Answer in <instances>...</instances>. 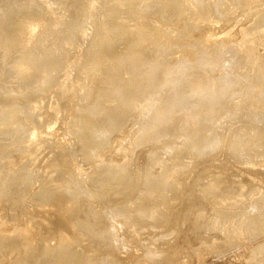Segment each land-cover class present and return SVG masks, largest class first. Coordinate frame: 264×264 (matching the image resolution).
Returning a JSON list of instances; mask_svg holds the SVG:
<instances>
[{
  "label": "rangeland",
  "instance_id": "obj_1",
  "mask_svg": "<svg viewBox=\"0 0 264 264\" xmlns=\"http://www.w3.org/2000/svg\"><path fill=\"white\" fill-rule=\"evenodd\" d=\"M8 1L9 0H4V2H2L3 4L0 1L1 9L3 7L2 10L3 11L6 10L5 11L6 17H10V18L21 17V12H18L15 8H13V6L11 4V2L14 0H10L11 1L10 3ZM22 1H25V2L36 1L39 3V5L41 4L40 6L43 8L38 7V4H37V6L36 5L35 6L43 11L42 12V18L43 19L45 18V20H46V21L45 20L43 21V19H40V21L38 20V22H39L38 23V22H36L37 20H34L32 18L31 22H33V23H30L29 21H27V23H29L27 25H31L32 27L31 26L29 27L27 25L25 26L26 28L29 29L28 32H25V35H26V33L33 34V32H35V30H36L37 34H38V32H40L39 34L41 35L40 30H42V28H44V26L43 27L41 26L42 22H45V23L49 22V21L52 22V20H53L52 24H54V23L55 24L51 25V27L53 26L52 28L49 26L50 27L49 30L52 29L51 30L52 35L50 37H48V35L47 36L44 35V32L46 31V28H47L46 26H48V24L50 25L51 24L50 22L47 23V25L45 24L46 25L44 28L45 31L42 30L43 33L41 35L42 38L47 37L43 41V45H44L43 46V48H44L43 53L45 50L46 54L51 55L50 59L47 60L48 61L47 63L44 62L42 66H39V67L32 69L29 72V74L26 75L25 77H23L21 79L16 78V80L14 81V79L12 77H10L11 73H13L14 70H11V68H8L9 66H7V68H6L5 67L6 65L3 64L4 60H1V59H5V60L7 59V58H2L4 56L6 57V53L2 52V54H0V65L3 64L0 66V111H1V114H0V193H1L0 194V230L3 231L4 235H6V237L10 236V238L8 239V241H6V243L0 245L1 246L0 247V264H29V263L30 264H34V263L35 264H55L53 262L55 261V262L59 263L58 260H60V259H62V260H60L59 264H68V263L69 264H75L76 262H79V261L80 262L78 264H99V263L103 264L104 263L103 260H109L108 254H110V255L112 254V256H111L112 258H113V256L125 258V259L121 260L122 261L121 264L122 263L123 264H126V263L127 264H133V262H134V264H136V263L149 264V262H151L150 264H157V263L160 264V261L163 260L162 257H165L166 255L168 257L167 253H169V252H167V250L169 251V249L172 250V251H170V252H172L171 256L169 258L165 257L168 260L166 259L167 261H165V258H164L165 263H164V261H161L162 262L161 264H183V263L184 264H264V251H262V249L264 248V217L261 216L264 214V213H262L263 208H264V196H263L264 195V193H263L264 192V157L246 155V158H243L241 156L243 149L244 148L246 149L247 147H248L246 149L247 152L252 150L251 153L248 152L250 154H253V152L257 153V154L264 153V141L261 140V139H263V136L261 138V133L263 132L262 135H264V87H263L264 86V67H263L264 60L258 62L256 64V66H253L254 71L256 70L255 72L252 71L253 68H250V66H243L242 62H240L239 67L237 68V70L234 69L233 70L234 73H233L230 69L231 67H228V66L233 65V66L237 67L239 63L237 61H234L233 58H235V60L242 61V60H239V59H242V57L237 52H236L237 54L235 53V49L233 50V48H235V47L233 45H231L232 48L230 46L226 48V46H228V44H224L226 46H222L223 45L222 42L224 41L223 43H225L226 39H228L227 41H231V42L237 40L239 38L238 33L240 32V30L246 28L247 34L249 33L248 37L249 38L251 37L250 38L251 40L248 39V41L249 40L253 41V42L256 41L255 42L256 44H254V43L251 44L252 49L250 51L252 53L251 52H249V53H251V55L253 54L254 56L255 55L259 56L260 54H262L261 53L262 51H260V50H263L262 48H264V47H260V46H262L264 43V40H263L264 39V33L263 32L261 33V31H259L260 27H258V25H259V23H262V21L264 20V12L261 10L260 12L257 13L258 16L257 15L255 16V14H253L252 11H250V13L252 12L251 14L248 13L249 8L246 7V6H248V4H247L248 0H242V1L237 0V2H245L246 1L245 4L243 3V6L247 4L245 7H243L241 5V3H237L235 0L234 1L232 0L233 1L232 6H234V10L233 9L230 10L232 7L231 6L232 3H230L231 0H226V1L225 0H219V1L216 0V3H218V4H216L214 2V0H211L210 4L208 3L209 0H205V2H204V0H202V1L200 0L201 1L200 4L197 5L198 10H199V6H201L200 7L201 11L200 10L199 11L202 14L201 13L200 14L204 15V16L206 15V16H205L204 20H203L204 17L200 16L203 21L201 19H199L200 17L198 18L199 21L197 20L198 22H203L204 24L196 22L195 23L196 25H195V24H193L190 17H186V16L176 18V19H172L171 21L168 20V22H167L166 19H164L160 13H161V9H163V7L167 6V4L169 3L168 0H162L164 2L161 4V8L159 10L156 7V6H159L158 5L159 1L154 0V1H156V2H154L153 0H141L140 6H141L142 12L139 15H142V16H140L142 19H140V17L139 18L135 17V19L134 18L131 19V15H133L131 12L133 10H131V11L125 10V12L127 11L126 14L131 13V15H127V17H125V15H126L125 13H121V11L124 12V10L116 11L115 13L118 12L120 14H115L112 11V9L110 8L111 11L108 12V10H109L108 0H107L108 4H106L107 2L105 0H100V1L97 0L99 2H97L96 0H93L94 5L96 7L101 6V5H97V4L101 3L102 1L104 2V3L102 2L103 4L101 6L102 7L101 9H103V11H105V13L104 12L101 13L102 10L100 11L98 9L100 7L95 8V6H93L90 13L89 12H86V13L83 12L84 13L83 16L81 14H79V17L81 15V17H80L81 20H79L80 18L78 17V14H76L77 16L71 15V17H70L69 13L72 10V8L76 9V7H79V5L81 4L80 0H67V1L66 0L65 1L64 0L63 1L62 0L61 1L60 0H22ZM189 1H193V0H189ZM196 1L197 0H195V2ZM212 1L214 2V5L212 4ZM223 1H224V3H223ZM252 1H254L255 3L258 1L259 3L257 5L261 4V6L263 5L262 6L263 8L259 7V6L258 7L264 9V0H252ZM197 2H199V0ZM197 2H196V4H198ZM225 2H228V4L230 3L228 5V8L230 6L229 10L231 12L226 10L227 9V5H226L227 3H225ZM234 2H235V4L236 3L237 4L234 5ZM5 3L7 5H5ZM201 3L206 4L205 6L203 5L205 7V10L204 9L202 10V8H204V7H202ZM56 4H58V5H56ZM184 4H185V2L181 1V0L178 2L171 3V5H170L171 8L168 10V13L169 12L173 13V10L181 8V7L185 8ZM207 4H209V6H207ZM219 4H221V5L224 4L226 9H225L224 5L219 6ZM3 5H5V6H3ZM110 5H112V4L110 3ZM212 5L215 7L211 8ZM237 5H241V8H239L240 6H237ZM10 7H11V9H10ZM84 7H82L81 9L83 10ZM148 7H150V8H148ZM216 7L219 8V10L221 11V14H219L220 11L218 12V10H217L218 8L216 9ZM220 7H222V8L224 7L223 9L226 10L229 14H227V12L224 11L223 9H220ZM236 7H237V9H236ZM4 8H6V9H4ZM8 8L10 10L7 11ZM207 8L213 9V11L212 10L209 11ZM245 8H247V9H245ZM252 8H255V7H252ZM97 9H98L97 12H100L99 16H104L105 14H107L106 16H108L109 13L112 12L110 14L111 19H109V22L106 23L104 21L105 17H101L103 19L102 22H101V18H100V20H97L94 22L92 21L89 25L90 28L86 26L85 28H81L82 29L81 31L79 30L78 32H76L75 26L77 27L79 25V23H81V21H82V23H81L82 25L81 24L80 25L83 26V24H86V21H87L86 20L84 22L83 19H85V18L88 19V17H89V19L91 20L93 15H95V16H96V14L98 15L97 12L95 13V11ZM195 9L198 12L196 5H195ZM11 10H13V12L15 11L14 12L15 15H16V13H17V15L18 14H20V15L15 16ZM136 10H135V12H136ZM250 10H252V9H250ZM63 11H65V12H63ZM137 11L139 12L140 9L138 8ZM202 11H204V12L207 11V12L205 14ZM222 11H224L223 15H222ZM232 11H234V12H232ZM8 12H11L12 15ZM93 12L95 14H93ZM212 13H215V14H212ZM7 14H10V15L7 16ZM85 14H87V17ZM101 14H103V15H101ZM123 14H124V16H123ZM208 14H210V16H213V17H210V19H209ZM226 14L229 16H226ZM215 16H217V17H215ZM132 17H134V16H132ZM71 18H72V22L70 21ZM126 18H128V19H126ZM225 18H227V19H225ZM60 19H61V21L66 22V23H64V25H66L67 27L58 23V21H60ZM151 19H153V24L151 23L152 22ZM211 19H213V20H211ZM148 20H150L151 22H147ZM184 20L188 21V25H186L182 22ZM214 20L216 21V23L206 24V23H208V21L210 22V21H214ZM118 21H119V24H121L120 25L121 27H123V28L125 27L124 30H121V29H123V28H121L120 30L118 29L119 32L117 31V33L115 31H111L112 33L111 32L108 33V29L110 28V25L109 26H107V25L111 24L112 22L118 23ZM142 21H143V23H142ZM254 21L257 23H255ZM34 22H36L38 24H35ZM252 22L254 23V25ZM40 23H41V25H40ZM68 23H69V25H71V27L68 25ZM123 23H124V25H123ZM144 23H146V24H144ZM149 23L151 26L149 25ZM181 23H183L184 27H182ZM197 23L201 24V25H198ZM76 24H78V25H76ZM147 24L150 27H152L151 29L153 31V32H151V29H150L151 35L149 37H153V38L148 39L149 40L148 42L145 41V40H147V39H145V37L146 36L148 37V35L145 36L144 35L145 32L143 30L144 27L147 26ZM189 24H190V26L192 24L193 25L191 27H189ZM255 24H257V25L255 26ZM34 25H35V29H34ZM38 25H39V27L41 26L40 29L38 28ZM43 25H44V23H43ZM58 25L61 27H59ZM102 25H103V28L105 26L103 31H102ZM72 26L74 29L72 28ZM254 26L257 27V30L259 29L258 33L261 34L260 36H258V33H257V31H255L256 28ZM186 27H188V28H186ZM86 28L89 31L86 30L87 31L86 32L85 31ZM185 28H186V31H185ZM251 28H253L254 30ZM38 29H39V31H38ZM90 29H92V30H90ZM251 30L255 33H252ZM82 31H85L86 35L88 37L86 35L84 36V33H83V36L80 35V33L82 34ZM221 31H223V32H221ZM73 32L74 33L76 32L77 34L76 33L73 34ZM114 32L116 35L112 36V34H114ZM142 32H144L143 35L141 34ZM71 33H72V35H71ZM130 33H132L133 35ZM152 34H153V36H152ZM252 34H257V35L253 36ZM68 35H70V37ZM162 35H163V37H162ZM207 36H208V38H207ZM24 37H27V38H29V40L32 41V39H31L32 35L23 36L24 40L22 39L20 41V45L24 41L21 48L22 49L25 48L24 50L27 51L26 50V47H27L28 52H29L30 47H28V46H31L32 42L30 41L31 42L30 43L28 40H26L27 38L25 39ZM82 37H85L84 38L85 40ZM257 37L259 38L258 41H257V39H258ZM126 38H128V39H126ZM252 39H256V40H252ZM82 40H83V42H82ZM260 40H261V42H260ZM146 42H147V44H146ZM208 42H209V44H207ZM258 42H260V44H262V45L257 46V44H259ZM28 43H30V45ZM82 43H83V45H82ZM142 44H144V46ZM175 45H177V46H175ZM178 45L181 46L182 48L178 47ZM209 45H211V46H209ZM253 45H255V47L257 48L255 51H254L255 47ZM64 46L67 47L68 49L65 50ZM92 46H94V47H92ZM122 46L123 47L126 46V47L121 48ZM133 46H134V48H133ZM174 46H175V49H174ZM221 46L223 49L220 48ZM99 47H100V49H99ZM59 48H60V50H59ZM118 48H120V49H118ZM127 48H129V49H127ZM139 48L142 49V53H141V49H139ZM176 48H179V49L176 50ZM62 49H64V50H62ZM138 49L140 51H138ZM220 49L222 50L221 54L219 52ZM231 49H232V51H231ZM24 50L23 51L21 50L22 53H24ZM172 50H175V53ZM65 51L67 52V56L65 55L66 54ZM103 51H105V52L103 53ZM154 51H155V53H154ZM224 51H227L226 52L227 54L224 53L226 56L223 54L226 59L222 55V53ZM15 52L17 53V54L15 53V56H17L18 54H21V52L20 53H18L17 51H15ZM52 52H53V54H52ZM170 52H171V54H170ZM229 52H230V54H229ZM232 53L236 57L232 56L231 55ZM11 54H13V55H11ZM11 54L9 55V58L7 60H9L11 58V56H12L11 59H13L15 57L14 52H12ZM100 54L101 55L105 54V55L101 56ZM149 54L151 55V58H150ZM217 54H218V56H216ZM63 55H64V58H66L65 60L63 58ZM85 55H86V57H85ZM91 55H93V56H91ZM146 55H148V56H146ZM213 55H215V56H213ZM220 55H221V57L222 56L223 57L221 58ZM237 55H239L241 58L238 57L239 58L238 59ZM260 56H261V58L264 59L263 55H260ZM17 57H15L14 59H16ZM79 57H80L81 62H79ZM121 57H123L124 59L123 58L121 59ZM210 57H212L213 61H215V60L216 61L213 62L211 60L212 63H210V65H209V62L211 59ZM229 57H230V60H228ZM117 58H120L119 62H118ZM148 58H150V59H148ZM152 58L154 59V61H152L153 60ZM218 58H219V60H218ZM67 59H69L71 62L68 60L69 62L67 63V61H66ZM60 60H62V61H60ZM63 60H64V62L66 61V63L69 65L68 67H69L70 71L66 67L67 64L65 63V65H64ZM101 60L103 62H101ZM109 60H110V62H109ZM147 60H150L149 65H146V63H148ZM172 60L174 62L178 63V64L176 63V65H178V67L175 65V63H173V65H175V67H173V69L171 68V70H173L171 73L175 79H173L171 81L170 88L168 87L166 89L168 90V89H172V87L174 88V89H172L173 92L172 91L170 92V95L174 94V97L172 95L173 100L178 99L179 101L177 103H181L182 106L184 103H185L184 106H186V102H183L184 100L179 99L181 92H178V91H179V89L181 91L183 80L185 78H188V79L190 78L191 82H194L195 80H197V82H201L198 80H203V79L198 78V77H200V76H203V78L205 77L203 73L199 72V70H202L203 66L207 67V65H209L208 67H210V66L212 67V65H214V67H215V65H216V67H217V68L215 67L217 69V70L215 69L216 71L222 70V73L219 72V74H218V72L216 73V71H214V69L212 70V68H214V67H212V68L210 67V70H212L211 72H213V73L215 72L216 76L218 74L219 78L221 77L219 79L217 76L216 77V78H218L216 80L217 82L214 81V82L218 83L221 80L218 83L220 86H222V84L225 85L224 84L225 82L229 83L227 80L229 75H231L229 77V79H231L232 75L236 74L237 71H239V73L242 74V75L241 74L238 75L239 73L237 72L236 75L238 77L240 76V78L243 77L242 79H243L245 85L242 84L243 83L241 81L242 79L238 78L237 76H236L237 79H235V75H233L234 79L230 80V85H231L230 87L234 86V88H232V89L235 91H233L228 86L229 84L227 85L228 87L225 85L226 89L229 88L231 90L230 91L231 92L230 98L228 97L229 100L227 99L228 102L226 101V99H224V101L223 100L220 101V99H218V98H211L212 100L210 101V103H212L214 101H215V103H213L214 105L213 104L211 105L209 103L208 106H210V109L213 108V110H214V106L216 107L219 104L218 105L219 107L218 108L216 107L214 112L217 111L216 114H218V113L219 114L221 113L222 115L224 114V116H222L220 114L221 118L223 117L222 119H220L221 122L218 119V121H215V124L212 125L214 123V122H212V119L208 118L206 121V118L204 117L203 118L204 121H202V119L199 120L202 116V113H199V112H201V110H204V108L202 107V105H201V107L200 106L198 107L197 106L198 102L194 101V104L196 103V107H198V108H194L195 107L194 106L192 111H191L192 113L191 112L190 113L193 117H194L195 113H197V112L200 114V116L198 114L195 115V117H194L195 120H194V118L192 120L191 115H190L191 116L190 119H188V117H187L188 111L187 112L185 111V113H187V114H185L183 112L184 109L183 110L181 109V111L183 113L181 111H180L181 114H180V112H178L179 114H177L176 118L173 117L174 119L171 122H169V125L166 127V130H165L167 132V133L165 132V136L163 135L160 138L150 140L149 143H147V144H143V145L138 146L136 148H132V146H131L132 140H134V138L140 136V134L142 133L141 131H143L145 126H147V124H148L145 121H149V118L154 117L160 110H161L160 112H163V113H164V111H165V113H170L171 112V111H169L171 108L170 105L167 104V108L165 107L166 109H169L168 110L169 112H167V110L165 108L160 109L158 107L159 104L156 105V102H158V103L161 102L160 100L158 101V99H156L157 101L154 100L155 102L151 101L153 104L150 102V105L148 104L149 103L148 102L147 104L149 105V107L146 104L147 106L145 105V108L144 107H143V109L141 108L143 113H146L148 111V114L146 113L144 115H141L140 114L141 111H139V110H141V109H139L140 107L137 108L135 110L137 113H135V111H134V116H132L131 119L129 120V122L127 123V125L123 129H121V130L119 129L120 130L119 131V130L115 129L116 127H114V130H113L112 124H111L112 129L109 128V126H111V125H110V121H108V118L105 115V112H106L105 102L107 103V101L104 102L105 97H106V100L107 99L115 100V98H117L118 100L120 99V95H118L116 93L117 90H115L117 83H118V86L122 85L124 87L125 82H126V86L128 85L127 82L129 83V85H130V83L133 82L134 85L131 84L130 86H133L135 91H137L138 88L140 89L144 85V81L147 78V75L150 74V72H152L151 70L155 66V64H157L158 67H169L170 65H172L171 64ZM223 60H224V62H222ZM227 60H228L229 64H224V63H227ZM56 61L59 62L58 65L61 62H63V66H65L64 71H66V70H68V71L61 72L63 69L56 70L55 68L53 70V67H52V69H50L51 65H54L57 63ZM114 61L116 64L114 63ZM206 61H208V62H206ZM218 61H220V62H218ZM230 61H232V62H230ZM233 61L235 62V64ZM216 63L217 64L220 63L219 67ZM231 63H232V65H231ZM130 64H132V65H130ZM141 64H143V66ZM87 66H88V68H87ZM128 66H130V67H128ZM139 66H140V68H139ZM179 66L181 68H179ZM222 66H224V67L227 66L228 68L227 67L224 68ZM233 66H232V68H235ZM40 67L43 69H41ZM110 67H112V68H110ZM142 67H144V68H142ZM208 67L203 68V70L204 69L209 70ZM248 67L250 69H252V70H250L251 72H249V73H248V71H249ZM255 67H256V69H255ZM258 67H260V69ZM262 67H263V69H262ZM130 68H132L133 70ZM134 68H135V70H134ZM136 68L137 69L139 68L138 70L140 71V74L138 76H136V74H134V71H135V73H137ZM174 68L177 70H175ZM222 68H224V69H222ZM243 68H244V71H243ZM35 69H37V70H35ZM239 69H242L241 70L242 72H240ZM258 69H259V71H258ZM227 70H229V72L230 73L232 72L233 74H229V72ZM179 71H180V73H179ZM260 71L262 73H260ZM129 72H132V74L131 73L129 74ZM186 72L187 73L189 72L188 73L189 75ZM224 72H225V74H223ZM245 72H247V73H245ZM253 72L255 74H257V73L258 74L255 75ZM243 73L246 76L247 75L248 76L246 77L245 75H243ZM133 74L135 77H133ZM178 74H179V76H177ZM182 74H184V77L181 76ZM220 74H221V76H220ZM227 74H228V76H227ZM80 75H82V76H80ZM187 75H188V77H187ZM224 75H225V77H224ZM45 76H47V77H45ZM42 77H44V78H42ZM66 77L68 78V81H69L68 85H71L70 83H74V85L72 84L70 86L71 90H69V92H67L64 95H62V94L60 95V91L62 90V85L65 84V82L67 83V81L64 80V79H66ZM179 77H181L182 79ZM9 78L10 79L12 78L11 80L13 81V83H11L12 81L10 82ZM113 80H114V83L112 82ZM131 80H133V81H131ZM222 80H225V81L223 82ZM233 80H235L234 83H233ZM236 80L238 81V83H235ZM245 80H247V81H245ZM61 82H62V84H61ZM221 82H222V84H221ZM3 83H6V84H3ZM59 84H61V86ZM79 84H80V86H78ZM177 84H178V86H177ZM1 85H3L2 88H1ZM4 85L8 89V91L4 87ZM129 85L127 86L128 91L130 88L132 90V91L130 90V92L135 93L133 88L130 87ZM239 85L240 86L244 85V86H242L243 88H241L242 90L240 89ZM176 86H177V88L178 87H180V88L176 89ZM235 86H236V88H235ZM237 86H238V90H237ZM245 86H247V87L245 88ZM57 87H59V88H57ZM64 87H66V86H64ZM80 87L82 89H78ZM127 87H124V88L127 90ZM222 87H224V86H222ZM3 88H5L6 91L3 92L2 91ZM74 88H76V89H74ZM5 89H3V90H5ZM239 89L243 92V94H242V92L240 91V94L243 95V98H242V95L239 96L240 99H242V100H239L238 103H236L235 101H237V99H235V98L236 97L238 98L237 95H239L238 94ZM246 89H248L247 92L243 91ZM176 90H178V91H176ZM114 91H116V92H114ZM169 91L170 90H168V92ZM18 92H20V93H18ZM92 92L94 95L92 94ZM232 93H233V97L236 95L235 98L231 97ZM244 93H246V94H244ZM21 95H23V96H21ZM110 95H111V97H110ZM245 95H248V97ZM100 96H102L103 98H99ZM113 97H114V99H113ZM176 97H178V98H176ZM203 97H204V95H203ZM244 97H246V98H244ZM231 98H232V100H231ZM233 100H234L235 104H238V105L235 106L234 104H232ZM99 101H101V102L103 101V102L101 103ZM197 101H198V99H197ZM229 101L231 102L232 106L234 105V107L230 108L231 104ZM28 102H29V104H28ZM222 102H223V105H221ZM239 102L243 105L239 104ZM104 104H105V108L102 109ZM228 104H229V106H228ZM220 105H221V107L224 106V108H226L224 110H221L224 113L219 112L220 111ZM150 106H152V107L150 108ZM155 106H157V107L154 108ZM242 106L245 109H243ZM228 107H229V109H228ZM239 107H241L242 109ZM157 108H159V109H157ZM233 108H235V109L237 108V110H235ZM144 109H146V111ZM149 109H151V110L149 111ZM194 109L195 110L197 109L195 113L193 112ZM230 109L235 110V112L233 110H230ZM239 109L242 111L240 112ZM25 110L27 111V114L25 113V115H24V112H26ZM102 110H105V111H102ZM10 111H12L13 113L11 112L12 113L11 114ZM28 111H29V114L32 117V119H30V117L28 115ZM172 112H171V114H173ZM210 112H213V111L209 110V112L205 113V115L208 116V114ZM233 112H234V114H233ZM236 112H237V114H236ZM88 113H89V115H88ZM102 113H104V114H102ZM231 113L233 114V118H232ZM243 113H244V115H243ZM94 114H96V115H94ZM174 114L176 115V113H174ZM26 115H28V116H26ZM147 115H148V117H146ZM181 115L183 116V118ZM205 115H203V116H205ZM23 116H26V117L23 118ZM225 116H227L231 120L228 121V119H226L227 117H225ZM27 117H29V119L32 120V122L30 124L28 123L30 121H28L29 119ZM144 118H147V119L145 120ZM23 119H25V120H23ZM75 119H76V121H75ZM181 119H182V121L184 119L186 120V123L184 122L185 120L183 121V123H185V124L188 123L187 127H185L186 125H184L185 129L186 128L189 129L188 131L186 129L187 134H188V132H191L192 130H194V132H192V133H196V135L199 136L200 133H201V135H203L202 133L206 130V134H207L206 136L207 137L204 136V137H206V141H203L205 138L202 137L200 141L196 140L194 142H196L197 144H200V142L202 141V144H200V145H203L204 147L206 146L204 149H207V150L210 149V148H207V146L208 145H209L208 147H210V145L212 146L213 143H215V141H216L217 145L219 144V146L214 151L211 150V153H207L205 155L202 154L203 156H201V152H199L200 157H199L198 153L195 154V156H193L194 153H192V152H188L185 155L182 152L177 158H175L176 161H178V160H180V162L182 161L181 163L185 167L187 165V167L185 169H182L183 172L181 171V174L179 175L180 179H181V187L182 188L179 187L180 190L177 189L179 191V193H177V190H176L175 194H173V197L178 196L177 197L178 200L176 198H173V197L172 198L170 197L169 200L167 197H165L168 201H166L165 198H162V197L160 198L161 201L158 202V205L160 206V208H161L162 204L165 205V207L164 206H162V207H163V209L164 208H166V210L168 209V212H167V213H169L168 218L166 217L167 216L166 215L167 213H165L166 210L164 212L165 214H163L164 210L161 211L162 209L160 210V208L158 206H156V209L158 207V209L161 211L158 215L157 213L159 212V210L157 209L158 210V212H157V210L154 209L155 205L150 206L151 207L150 213H152V211H153L152 208H153L154 209L153 213L157 214V218L155 221H157V219L159 220V218H163L164 216H165V218H167V220H169V222L166 221V219H164V218L159 220L160 222L162 221L161 223L158 222V223H160V225L163 223L164 220L166 222H168V223H166L164 221L165 223H163V228H162L161 226H159V224L157 222L150 220V219H147V217L142 218L140 216V214L137 215L135 213L136 212L135 211L136 205L132 202H134L135 199H137L139 196H141L142 192L143 193L145 192V187H144L145 175L150 179L155 175V172L153 170L148 173V170H147V168H148L147 167L148 157L151 154H154L157 151H160L161 149L163 151V157H166L164 154L166 152V149H168L167 154L170 153L172 155L175 152V149L177 146L178 147L176 150H178L182 146L181 145L179 147V145L182 144L181 141L184 142V139L186 138L187 134L183 135L184 138L182 137V132L185 129L183 128L184 129L183 130L182 128H180V126H178L179 124L181 125V123H182ZM197 119L199 120L198 124H197V122H198ZM224 119H225V121H224ZM226 120L229 124H227ZM72 121L76 122V123L73 124ZM106 121H107V124H105ZM193 121H196V124ZM222 121H224V122H222ZM137 122H138V124H137ZM202 122H204V123H202ZM209 122L212 123L211 126H210ZM217 122L218 123L220 122L224 127L222 125H220V123L218 124ZM193 123L195 124V126L197 125L196 126L197 128L195 126H193L194 125ZM206 123L208 124L209 128H207ZM189 124L192 128L189 126ZM224 124H226L227 126ZM142 125H144V126H142ZM215 125H217L219 127L221 126V128L223 127L222 129H225V131H222V129H220L217 126H216L217 127L216 128ZM228 126L229 127L231 126L229 130H227L229 128ZM138 127L141 128L140 131H139L140 128H138ZM193 127H195V129H193ZM203 127L207 128V129L204 128V130H203ZM20 128H22L24 130H21V132L22 131L23 132L21 134L19 133L21 136L18 137L17 134L13 133V131L20 130ZM26 129H27V131H25ZM84 129H86V130L84 131ZM88 129H90L92 131L97 130L96 132H98L99 130L104 131V130L108 129V132L114 131V133H115V134L113 133V135L111 136L110 135L111 132H110L109 133L110 137L107 139V140H109V143L107 144L106 143L107 141H105L102 145V147H103L102 149L101 148L96 149V150H98L96 157H95V155L93 156V154H92V153L96 154V150H95V152H92V150H88V147H87V145L92 146L90 141L87 142L89 140V138H87L85 135L89 132ZM181 129H182V132L179 133L180 135L177 134V131L178 130L181 131ZM198 129H199V131H198ZM217 129H220L222 133L220 132V130L216 131ZM202 130H203V132H201ZM82 131H83V133H82ZM115 131H118V132H115ZM239 131L243 135V136H241L242 137L241 139L243 141L236 145L237 151L233 152L231 150V147H229V144H231V142L233 141V139H234L233 136H235V134L240 133ZM185 132H183V133H185ZM236 132H238V133H236ZM204 134H205V132H204ZM79 135H80V137H79ZM216 135H219V136H216ZM220 135L222 136V139H221ZM252 135H253V137H252ZM175 136H177V138L179 137V139H177ZM180 136H181V141H180ZM215 136H216V139H218V141H220V140L221 141L218 142L217 140H215L214 139ZM213 139H214V141H213ZM256 139H257V141L260 142L259 144H257L258 142H256ZM253 141H255V142L253 143ZM261 141L263 143L262 145H261ZM185 142H186L185 144H186L187 148H189L191 146V144L193 143V141H191V142L185 141ZM83 143H85V144H83ZM105 143L107 145H104ZM177 143H180V144L173 147ZM83 145L84 146L86 145L85 147H87V149L82 148ZM254 145L256 148L254 147ZM242 146H244V148ZM93 147L94 146H92L91 148H93ZM253 147H254V149H253ZM171 148H174V150ZM172 150H173V152H171ZM184 150H186V149H184ZM88 151H89V154H92L90 156L94 159L89 157V154L87 155ZM256 151H258V152H256ZM170 154L168 155L167 159L165 158L167 161H168L169 157H171ZM85 155H86V158L88 160L87 159L85 160ZM184 156H186V157H184ZM188 156H190V157L188 158ZM178 158H180V159H178ZM165 159L164 158L162 159V160H164L163 162H167ZM175 159H173V162H175ZM183 160H185V161H183ZM187 160H191V161H187ZM126 161L128 164V166H126L127 168L125 167L126 168V171H125L126 177L123 175H119L118 178H120V180L118 178H117L118 179L117 180L116 178H112L110 174L105 173L107 170V166H105L103 164H107L108 166L109 165L114 166V165H117V164H120V163L126 162ZM170 161H171V159H170ZM258 162H260V164L262 163V165H260ZM190 163H191V165H190ZM250 163H251V168H249ZM159 164H162V161H160ZM179 164L180 163H178V165ZM182 165L180 167H183ZM188 165H189V167H188ZM246 165H248L249 167H247ZM158 166H156V167L158 168ZM255 166H256V169H255ZM247 168H249V169H247ZM18 174H20V175H18ZM25 174L27 175V177ZM21 176H22V178H20ZM120 176L121 177L123 176V177L121 178ZM110 177L112 180H114V179H116V180L112 181L110 179ZM126 178H127V180H126ZM8 180H9V182H8ZM16 180H18L20 182H18ZM104 180L107 182H104ZM110 181H112V183ZM128 181H130V182L128 183ZM214 181H215V183H214ZM161 182H163V181H161ZM210 182L213 183L215 187L213 189L210 188L212 190H210L209 188H208V190H205L204 188L207 189V187H211ZM17 183H18V185H17ZM108 183L110 184L109 186H107ZM123 183H125V184H123ZM208 184H210V185H208ZM256 184H257V186H256ZM154 186L155 187L153 188L152 192L160 193L162 191L160 188H158V186H156L155 183H154ZM205 186H207V187H205ZM227 186L232 188L235 191L226 189V188H228ZM248 186L249 187L251 186L250 189ZM54 188H55V190H54ZM202 188H203V191L199 190ZM246 188H248L249 190H247ZM253 189H254V192H253ZM256 192H257V194H256ZM247 196H248V198H247ZM251 196H252V198H251ZM244 197H246V198L244 199ZM258 197L259 198L261 197V198L259 199ZM162 199H164L165 202ZM255 199L257 202L255 201ZM257 199L259 200V202ZM170 200L172 202H169ZM175 200H177V201H175ZM180 200H183L182 201L183 204ZM214 200H216V201L214 202ZM229 201H233V203L235 202L234 205H236V207L235 208L232 207V209H231V207L229 206L230 207V210H229V208H227L228 207L227 204H229L228 203ZM168 202L172 203V204L169 205ZM179 202H181V203H179ZM126 203H129V204H126ZM130 203H132V205L133 206L135 205V206L133 207L132 205H130ZM140 203H142L141 205L143 206V205L147 204L148 202L142 201ZM160 203H161V205H160ZM258 203L263 206V208L261 207L262 209L260 208V206L256 205ZM220 204H223V205H220ZM218 205H219V207H218ZM224 205L227 207H224ZM239 205H242V206H239ZM126 206H127V208L125 209ZM130 206H132L131 207L132 209L130 208ZM186 206L189 210L186 209ZM117 207H119V208H117ZM182 207L184 210L182 209ZM214 208H217V209H214ZM240 208H242L244 211V212L243 211L242 212L248 216L247 217L246 215H244L246 217V219L243 220L242 222H241L240 218L235 216V215H237L236 213L239 214ZM259 208H260V210H259ZM247 209H249V210H247ZM125 210H127V212H125ZM111 211H112V214L110 213ZM113 211H115L116 215L113 214L114 213ZM170 211H172V213ZM183 211H185L184 214H183ZM233 211L235 212L234 213L235 215L232 213ZM107 212H108V214H107ZM125 213L127 216L124 215ZM128 213H130L131 216L130 215L128 216ZM224 213H226V214H224ZM105 214H107V215H105ZM118 214H120V215H118ZM122 215H124V216H122ZM205 215L207 218L205 217ZM212 215L214 218L212 217ZM252 215H254V216H252ZM255 215H256V217H255ZM108 216H109V218H108ZM160 216H162V217H160ZM169 216L172 217V218L170 217L171 220L169 219ZM118 217L119 218L122 217V218L119 219ZM77 218H79V219H77ZM99 218H101V220ZM124 218H127V219L123 220ZM178 218H179V220H177ZM210 218L212 221L211 224H215L216 222H213V221L215 220V218L216 219L218 218L217 220H219V222L217 221V224H215V225H218V224H221V225H234L235 224L236 225V223H237V225L239 224L240 227H242V228H240L239 231L235 233L234 232L235 230L229 226L222 227V228H224L222 231L227 232L228 230H230V231H232V233H234V235L232 237L230 236L227 239H224L222 231L221 232L217 231V230L216 231L215 230L210 231L211 227L209 228V231H202V230L200 231V229L199 230L197 229L198 230L197 232H195L196 231L195 230V231H193L194 234L191 233L192 225H197V224L203 225L205 223V221H207V219H210ZM222 218H225V220L224 219L222 220ZM247 218H250V219H247ZM253 218H254V221H253L254 223L251 221V220H253ZM257 219H258V221H257ZM102 221L105 223L103 224ZM170 221L172 224L170 223ZM178 221L179 222L181 221L180 225H183L182 226V233L179 236H178V232H177L178 231L177 225H179V223H177ZM208 221H207V223L209 224L210 220H208ZM107 223H108V225H107ZM116 223H118V224H116ZM102 224L106 225V227L102 226ZM3 225H5L7 228H5ZM112 225H114V227ZM118 225H120V226H118ZM127 225H128V227H127ZM140 225H143L144 229L141 228L142 226L140 227ZM151 225H154V226L152 227ZM167 225H169V226H167ZM130 226H132L134 229L132 227L131 228L137 232L136 233L133 232V230L130 229ZM146 226H147V228L145 229ZM173 226H175V227H173ZM89 227H91L92 230H89L90 229ZM102 227H103V230H102ZM125 227H126V229H125ZM167 227H169V228H167ZM106 228L110 232H112L114 229H115V231H113L112 233L109 232L110 235L106 236V234H108L107 233L108 231L106 230ZM28 229H29V231H28ZM94 229H99L98 230L99 233L102 230L100 235L98 234L100 239L97 237V233H98L97 230H94ZM165 229H166V231H165ZM167 229H168V231H167ZM170 229H171V231H170ZM172 229H174L175 231H173ZM23 230L26 231L25 236H21L19 233ZM163 231H165V232H163ZM172 231L174 232V235H173V233H170ZM88 232H90V233H88ZM6 233H8V234H6ZM103 233H106V234H103ZM90 234L94 235V237ZM163 234H165V235H163ZM168 234H172L173 236L170 235V238H169ZM161 235L165 236V237H162V238H164L163 239L164 241L166 240L165 243L162 240ZM95 236H96V239H95ZM107 237H110V238H107ZM102 238H103V242L101 243ZM112 238H113V240H112ZM104 239H105V241H104ZM157 239H158V241H156ZM160 239L162 241H159ZM167 239H169L170 241H167ZM99 240H100V243H98ZM174 240H176V241H174ZM112 241H114V242H112ZM119 241H122V243L121 242L119 243ZM240 241H241V243H240ZM259 241H260V243H259ZM22 242H24L25 244ZM159 242H160V244H159ZM171 242H174V243H171ZM166 243H168V244H166ZM59 244H61V245L65 244L64 247L66 245H69L71 247L70 249H72V251L70 250L71 253L67 252V254L71 255L72 252H74L73 254H76V256L74 255L75 258L73 256V254L71 255L72 257L71 256L67 257V255H65V257H63L61 255L59 256L58 254H60V252H57V251H60L58 248ZM105 244H107L109 246H106ZM157 244H159V245H157ZM122 245H123V248H122ZM124 246H126V247L124 248ZM163 246H164V248H163ZM139 247L142 248L143 250L140 249ZM1 248H3V249H1ZM50 250H52V251H50ZM53 250H54V252H53ZM64 250H66V249L64 248ZM109 252H111V253H109ZM164 252H166L165 253L166 255L164 254ZM147 253H148V255H147ZM151 253H153V254L155 253L156 255L159 253L161 256L159 254H158L159 256L158 255L156 256V255H153ZM43 254H44V256H43ZM106 254L108 255V259L106 257L107 256ZM149 254H151L152 256H156L155 257L156 260L159 258L160 261L156 262V260H154L152 258V256H150ZM104 255H106V256L104 257ZM58 256L60 257V259L58 258ZM139 256H140V258H138ZM149 256L152 259L148 260ZM102 257H103V259H101ZM141 257H144V258L146 257V259L144 260V258H141ZM63 258H64V260H63ZM66 258H68L69 262L67 261ZM72 258H74V259H72ZM104 258H106V259H104ZM135 258H136V261L134 260ZM137 258L139 260H141L142 262L141 261L137 262ZM101 260L103 262H101ZM110 260L111 261H107L108 263L105 261V264H112V263L114 264V260H113V262H112V259H110ZM65 261H67L68 263H65ZM144 261H147V263H145ZM58 263H56V264H58Z\"/></svg>",
  "mask_w": 264,
  "mask_h": 264
},
{
  "label": "bare ground",
  "instance_id": "obj_2",
  "mask_svg": "<svg viewBox=\"0 0 264 264\" xmlns=\"http://www.w3.org/2000/svg\"><path fill=\"white\" fill-rule=\"evenodd\" d=\"M1 1V3L2 2H4V0L2 1V0H0ZM61 1V0H60ZM63 1V0H62ZM65 1V0H64ZM67 1V0H66ZM81 1V4L79 5V7H76V9H74V8H72V10L70 11V17H71V15H76V14H78V17H79V14H81L82 16L84 15V13L83 12H89L90 13V11H91V9L93 8V6H95L94 5V2H93V0H80ZM97 1V0H96ZM100 1V0H99ZM99 1H97V2H99ZM106 2H107V0H105ZM154 1V0H153ZM157 1H159L158 2V5L159 6H156L157 7V9L159 10L160 8H161V4L164 2V1H162V0H157ZM178 1H180V0H168V4H167V6H164L163 7V9H161V15L163 16V18L164 19H166V21L168 22V20L169 21H171L172 19H176V18H180V17H183V16H186V17H190V19L192 20V22H193V24H195L196 22H198L199 20H198V18L200 17V16H202V17H204L203 18V20L205 19V16L204 15H201L202 13L200 12L201 10H200V7L201 6H199V10H198V6L197 5H199L200 4V2L202 1H200L199 0V2H197L198 4H196V2H195V0H193V1H187V0H181V1H184L185 2V4H184V6H185V8L184 7H181V8H178V9H175V10H173V13H168V10L171 8V3H174V2H178ZM210 1L211 0H209L208 1V3L210 4ZM219 1V0H218ZM226 1V0H225ZM234 1V0H233ZM232 0H231V2L230 3H232L233 2ZM236 2H237V0H235ZM238 1H240V0H238ZM242 1V0H241ZM6 2V1H5ZM9 3L11 2L10 0L8 1ZM103 2V1H102ZM99 3V4H97V5H101L102 6V4L104 3ZM108 2H109V4H108ZM108 2L106 3V4H108L109 5V10H108V12L109 11H111L110 10V8L112 9V11L115 13L116 11H120V10H124V12L123 11H121V13H127V11L125 12V10H128V11H131V10H133L131 13L133 14V15H131V13L129 14H126L125 15V17H127V15H131V19H135V17H140V16H142V15H139V14H141V6H140V2H141V0H108ZM154 2H156V1H154ZM153 2V3H154ZM204 2H205V0H204ZM214 2L216 3V0H214ZM214 2L212 1V4L214 5ZM246 2V1H245ZM245 2H237V3H241V5L243 6V3L245 4ZM58 3V2H57ZM110 3L112 4V5H110ZM152 3V4H153ZM207 3V2H206ZM223 3H224V1H223ZM225 3H227L226 5H227V9H226V7H225V5H224V7H225V9L226 10H228L229 12H231L230 10H234V6H232L233 5V3L231 4V6L233 7H231V9H230V6H229V8H228V5L230 4H228V2H225ZM236 3V4H237ZM255 2L254 1H252V0H248L247 1V4H248V6H246V5H244L243 7H248L249 8V12L248 13H250V11H252L253 12V14H255V16L257 15V13L258 12H260L261 10L264 12V9H262L263 7V5L261 6V4L260 5H257L259 2L257 1L255 4H254ZM3 4V3H2ZM11 4H12V6H13V8H15L18 12H21V17H16V18H10V17H6V15H5V11H3L2 9H3V7H2V9H1V6H0V54H2V52H5L6 53V57L4 56V57H2V58H9V55L12 53V52H14V56H15V51H17L18 53H20L21 52V54H18L17 56H15V57H17L16 59H11L12 58V56H11V58L9 59V60H5V59H1V60H4L3 61V64L4 65H6L5 67L7 68V66H9L8 68H11V70H14V72L13 73H11V76L10 77H12L13 79H14V81L16 80V78L17 79H21V78H23V77H25L26 75H28L29 74V72L32 70V69H34V68H36V67H39V66H42L43 65V63L44 62H48L47 60H49L50 59V56L51 55H48V54H46L45 53V50H44V53H43V41L47 38H45V37H41V35H42V30H44L45 31V26L47 25V23H49V22H42V25H41V23H40V25L43 27L44 26V28H42V30H40L41 31V35L39 34L40 32H38V34L36 33V30H35V32H33V34H31V33H26V35L27 36H30V35H32V37H31V39H32V41L31 40H29V38H27V37H24L26 40H28L32 45L31 46H28V47H30V51L28 52V48L26 47V50L27 51H25L24 49H22L21 48V46L23 45V43H24V41H23V43L20 45V41L23 39V36H26L25 35V32H28V28H26L25 26L27 25V24H29V23H27V21H29L30 23H33V22H31V20H32V18L34 19V20H37L36 22H38V20L40 21V19H43L42 18V10H40L38 7H40V8H43V7H41L40 5H39V3L38 2H36V1H28V2H25V1H20V0H14V1H12L11 2ZM37 4H38V7H36L37 6ZM52 4V3H51ZM209 4H207V6H209ZM216 4H218V3H216ZM222 4V3H221ZM221 4H219V6L221 5ZM235 4V2H234V5H236ZM5 5H7L6 3H5ZM5 5H3V6H5ZM36 5V6H35ZM56 5H58V4H56ZM195 5H196V8H197V10H198V12L196 11V9H195ZM201 5H202V7H204L206 4H202L201 3ZM204 5V6H203ZM212 5V7L211 8H214L215 6H213ZM223 5H221V6H223ZM241 5H237V6H240L239 8H241ZM9 6V5H8ZM52 6V5H51ZM85 6V7H84ZM101 6H97V7H100V8H98L100 11H101V13L102 12H104L105 13V11H103V9H101L102 7ZM104 6V5H103ZM111 6V7H110ZM217 6V5H216ZM218 6V7H219ZM262 7V8H259V7ZM82 7H84V9L82 10L81 8ZM96 6H95V8H97ZM209 7V8H210ZM218 7H216V9L218 8ZM223 7V8H224ZM252 7H255V8H252ZM257 7V8H256ZM7 8V7H6ZM6 8H4V9H6ZM12 8V9H13ZM138 8L140 9V13L137 11L138 10ZM148 8H150V7H148ZM222 7H220V9H223ZM10 9H11V7H10ZM9 8L7 9V11L8 10H10ZM98 9L95 11V13L98 11ZM137 9V10H136ZM205 10V7L204 8H202V10ZM208 9V8H207ZM206 9V10H207ZM230 9V10H229ZM236 9H237V7H236ZM245 9H247V8H245ZM250 9H252V10H250ZM56 10V9H55ZM58 10V9H57ZM82 10V11H81ZM95 10V9H94ZM135 10H136V12H135ZM209 11L210 10H212L213 11V9H208ZM207 10V11H208ZM218 10V12L220 11L219 10V8L217 9ZM216 10V11H217ZM224 10V9H223ZM226 10H224V11H226ZM242 10V9H241ZM12 12H13V10H11ZM50 11V10H49ZM107 11V10H106ZM144 11V10H143ZM206 11V12H207ZM211 11V12H212ZM215 11V10H214ZM224 11H222V15H223V13H224ZM15 12V11H14ZM14 12H13V14H14ZM63 12H65V11H63ZM62 12V13H63ZM83 14H82V13ZM203 13H205L206 14V12H204V11H202ZM227 12V11H226ZM232 12H234V11H232ZM246 12V11H245ZM251 12V13H252ZM8 13H10L11 15H12V13L11 12H8ZM61 13V14H62ZM75 13V14H74ZM94 12H93V14H95ZM98 13V15L96 14V16L95 15H93V17H92V19L90 20L89 19V17H88V19H83V21L85 22L86 20V24H83V26H81L82 24V21H81V23H79V25L78 24H76V25H78L77 27L75 26V31L76 32H78L79 30L81 31L82 29L81 28H85L86 26L87 27H89L90 28V23L93 21H97V20H100V18L101 17H105L104 18V21L106 22V23H108L109 22V19H111V13H109V15L108 16H106L107 14H105L104 16H99L100 14V12H97ZM201 13V14H200ZM216 13V12H215ZM215 13H212V14H215ZM250 13V14H251ZM262 13V12H261ZM10 14H7V16H9ZM60 14V13H59ZM115 14H120V13H115ZM218 14V13H217ZM216 14V15H217ZM219 14H221V11H220V13ZM218 14V15H219ZM227 14H229L228 12H227ZM226 14V16H229V15H227ZM15 15V14H14ZM18 15H20V14H18ZM17 15V13H16V15L15 16H18ZM81 15H80V17H81ZM86 15V17H87V14H85ZM101 15H103V14H101ZM139 15V16H138ZM188 15V16H187ZM221 15V16H222ZM225 15V14H224ZM77 16V15H76ZM91 16V15H90ZM123 16H124V14H123ZM132 16H134V17H132ZM208 16H209V19H210V17H213V16H210V14H208ZM207 16V17H208ZM254 16V17H255ZM258 16V15H257ZM48 17V16H47ZM50 17V16H49ZM61 17V16H60ZM68 17V16H67ZM69 17V18H70ZM73 17V16H72ZM79 17V18H80ZM129 17V16H128ZM206 17V18H207ZM215 17H217V16H215ZM225 17V16H224ZM10 18V19H9ZM54 18V17H53ZM74 18V17H73ZM91 18V17H90ZM185 18V17H184ZM257 18V17H256ZM255 18V19H256ZM29 19V20H28ZM63 19V18H62ZM124 19V18H123ZM126 19H128V18H126ZM140 19H142L141 17H140ZM186 19V18H185ZM199 19H201L202 20V18L200 17ZM225 19H227V18H225ZM233 19V18H232ZM259 19V18H258ZM45 20V18L43 19V21ZM79 20H81V18L79 19ZM102 18H101V22H102ZM108 20V21H107ZM125 20V19H124ZM152 20V22L150 21V20H148L147 22H151L152 24H153V19H151ZM198 20V21H197ZM202 20V21H203ZM211 20H213V19H211ZM220 20V19H219ZM230 20V19H229ZM257 20V19H256ZM46 21V20H45ZM48 21V20H47ZM60 21H61V19H60ZM58 21V23H60L61 25H63V26H66V25H64V23H66V22H63V21ZM66 21V20H65ZM69 21V20H68ZM70 21L72 22V18L70 19ZM123 21V20H122ZM218 21V20H217ZM226 21V20H225ZM36 22H34L35 24H38V23H36ZM52 22H53V20H52ZM52 22H50L51 24L49 25L48 24V26H46L47 28H46V33L44 32V35H48V37H50L51 35H52V29L51 30H49L50 29V27H51V25H54V24H52ZM56 22V21H55ZM63 22V23H62ZM83 22V23H84ZM99 22V21H98ZM124 22V21H123ZM184 24H186V25H188V21H186V20H184V21H182ZM255 22V21H254ZM43 23H44V25H43ZM57 23V24H58ZM121 23V22H120ZM126 23V22H125ZM142 23H143V21H142ZM183 23H181V25H182V27H184L183 26ZM198 23H202V24H204L203 22H198ZM197 23V24H198ZM213 24V23H216V21L214 20V21H208V23H206V24ZM253 23V22H252ZM255 23H257V22H255ZM46 24V25H45ZM59 24V25H60ZM71 24V23H70ZM81 24V25H80ZM105 24V23H104ZM144 24H146V23H144ZM192 24V25H193ZM262 24V25H261ZM33 25V24H32ZM58 25V26H59ZM68 25H69V23H68ZM110 25V28L108 29V33L109 32H111V31H115L116 33H117V31L119 32V30L121 29V28H123V27H121L120 25L121 24H119V21H118V23L117 22H112L111 24H108L107 26H109ZM123 25H124V23H123ZM122 25V26H123ZM149 25H150V23H149ZM148 24H147V26H145L144 27V32H142L141 34L143 35V33H144V35L146 36V35H148V37L146 36H144L145 37V39H147V40H145V41H149L148 39H150V38H153V37H149L150 35H151V32H153L152 31V27H150ZM185 25V26H186ZM191 25V26H192ZM196 25V24H195ZM198 25H201V24H198ZM253 25H254V23H253ZM257 24H255V26H256ZM261 25V26H260ZM27 26H31V25H27ZM37 26V25H36ZM40 26V27H41ZM50 26V27H49ZM70 27H71V25H69ZM190 26V24H189V27H191ZM254 26V27H255ZM32 27V26H31ZM40 27H39V25H38V28L40 29ZM53 27V26H52ZM51 27V28H52ZM59 27H61V26H59ZM58 27V28H59ZM67 27V26H66ZM69 27V28H70ZM150 27V28H149ZM253 27V28H254ZM258 27H260V30L259 31H261V33L263 32L264 33V20L262 21V23H259V25H258ZM72 28H73V26H72ZM71 28V29H72ZM101 28V27H100ZM104 28H105V26H104ZM103 25H102V31H103ZM125 28V27H124ZM124 28L123 29H121V30H124ZM127 28V27H126ZM186 28H188V27H186ZM186 28H185V31H186ZM226 28V27H225ZM253 28H251V29H253ZM256 28V29H255ZM254 29H255V31H257V33H258V30H257V27H255ZM34 29H35V25H34ZM37 29V28H36ZM39 29H38V31H39ZM56 29V28H55ZM68 29V28H67ZM74 29V28H73ZM119 29V30H118ZM133 29V28H132ZM141 29V28H140ZM150 29H151V32H150ZM184 29V28H183ZM248 29V28H247ZM253 29V30H254ZM26 30V31H25ZM65 30V29H64ZM84 30V29H83ZM87 30V28L85 29V31ZM90 30H92V29H90ZM131 30V29H130ZM142 30V31H143ZM220 30V29H219ZM224 30V29H223ZM57 31V30H56ZM59 31V30H58ZM72 31V30H71ZM85 31H82V34L80 33V35H82L83 36V33H84V36L86 35V32L87 31H89V30H87L86 32ZM127 31V30H126ZM252 31V30H251ZM30 32V31H29ZM75 32V33H76ZM115 32H114V34H112V36L114 35H116L115 34ZM132 32V31H131ZM221 32H223V31H221ZM56 33V32H55ZM74 32H73V34H75ZM107 33V34H108ZM112 33V32H111ZM156 33V32H155ZM188 33V32H187ZM252 33H255V32H253L252 31ZM30 34V35H29ZM77 34V33H76ZM89 34V33H88ZM130 34H132V33H130ZM249 34V33H248ZM248 34H247V32H246V28L245 29H241L240 30V32L238 33V36H239V38L237 39V40H235V41H227L228 39H226V41H225V43H223L222 42V46H226V45H224V44H228V46H226V48L227 47H231L232 48V46L231 45H233L235 48H233V50L235 49V53L237 52L239 55H241V57H242V59H239L238 57H240L239 55H237V58L239 59V60H242V61H238V60H235V58H233L234 59V61H237L239 64H238V66L236 67V66H233L232 65V63H231V65L233 66V67H235V68H232V66H228V67H231L230 69H231V71L233 72V70L235 69V70H237V68L239 67V65H240V62H242V64H243V66H250V68H253V66H256V64L258 63V62H260V61H262V60H264L263 58H261V56L260 55H263L264 56V48H262L263 50H260L259 48L260 47H264V43H263V45L262 44H260V42H261V40H260V42H258L259 44H257V46L259 45H262V46H260L258 49L260 50V51H262L261 53L262 54H260L259 56H257V55H251V44H256L255 42H253V41H250L251 39V37L249 38L248 37ZM43 35V36H44ZM71 35H72V33H71ZM79 35V34H78ZM101 35V34H100ZM133 35V34H132ZM207 35V34H206ZM215 35V34H214ZM253 36L254 35H257V34H252ZM261 34L260 33H258V36H260ZM69 37H70V35H68ZM76 36V35H75ZM87 36V35H86ZM104 36V35H103ZM152 36H153V34H152ZM263 36V35H262ZM53 37V36H52ZM80 37V36H79ZM88 37V36H87ZM111 37V36H110ZM125 37V36H124ZM162 37H163V35H162ZM161 37V38H162ZM256 37V36H255ZM83 39L85 38V37H82ZM132 38V37H131ZM134 38V37H133ZM207 38H208V36H207ZM225 38V37H224ZM258 38V37H257ZM43 39V40H42ZM49 39V38H48ZM87 39V38H86ZM126 39H128V38H126ZM230 39V38H229ZM248 39H250L249 41H248ZM24 40V39H23ZM85 40V39H84ZM88 40V39H87ZM160 40V39H159ZM252 40H256V39H252ZM259 40V38L257 39V41ZM264 40V39H263ZM27 41V42H28ZM163 41V40H162ZM46 42V41H45ZM44 42V43H45ZM75 42V41H74ZM82 42H83V40H82ZM147 42H146V44H147ZM207 42V41H206ZM251 42V43H250ZM30 43H28L29 45H30ZM77 43V42H76ZM85 43V42H84ZM27 44V43H26ZM25 44V45H26ZM65 44V43H64ZM207 44H209V42L207 43ZM211 44V43H210ZM20 45V46H19ZM24 45V46H25ZM66 45V44H65ZM68 45V44H67ZM82 45H83V43H82ZM125 45V44H124ZM131 45V44H130ZM143 46H144V44H142ZM23 46V47H24ZM69 46V45H68ZM116 46V45H115ZM121 46V45H120ZM175 46H177V45H175ZM175 46H174V49H175ZM209 46H211V45H209ZM222 46L220 47L221 49H223L222 48ZM254 47H255V45H253ZM65 47V46H64ZM72 47V46H71ZM70 47V48H71ZM78 47V46H77ZM92 47H94V46H92ZM104 47V46H103ZM102 47V48H103ZM126 47V46H125ZM125 47H121V48H125ZM178 47H180V48H182L181 46H179L178 45ZM133 48H134V46H133ZM150 48V47H149ZM55 49V48H54ZM66 49H68L67 47H65V50ZM99 49H100V47H99ZM118 49H120V48H118ZM127 49H129V48H127ZM139 49H141V48H139ZM138 49V51H140ZM173 49V48H172ZM177 49H179V48H176V50ZM220 49V54H221V52H222V50ZM230 49V48H229ZM228 49V50H229ZM257 48L255 47V49H254V51L256 50ZM24 50V53H22V51ZM59 50H60V48H59ZM62 50H64V49H62ZM76 50V49H75ZM122 50V49H121ZM124 50V49H123ZM136 50V49H135ZM134 50V51H135ZM237 50V51H236ZM55 51V50H54ZM53 51V52H54ZM57 51V50H56ZM83 51V50H82ZM148 51V50H147ZM146 51V52H147ZM174 53H175V50H172ZM181 51V50H180ZM231 51H232V49H231ZM230 51V52H231ZM253 51V50H252ZM27 52V53H26ZM53 52H52V54H53ZM62 52V51H61ZM66 52V51H65ZM105 51H103V53H104ZM172 52V53H173ZM227 51H224L223 53H222V55L224 54V53H226ZM230 52H229V54H230ZM234 52V51H233ZM249 52H251V53H249ZM49 53V52H48ZM55 53V52H54ZM63 53V52H62ZM70 53V52H69ZM108 53V52H107ZM140 53V52H139ZM141 53H142V49H141ZM154 53H155V51H154ZM218 53V52H217ZM234 53V54H235ZM236 53V54H237ZM17 54V53H16ZM51 54V53H50ZM121 54V53H120ZM130 54V53H129ZM145 54V53H144ZM170 54H171V52H170ZM227 54V53H226ZM228 54V55H229ZM258 54V53H257ZM11 55H13V54H11ZM61 55V54H60ZM66 56H67V52H66V54H65ZM89 55V54H88ZM98 55V54H97ZM101 55V54H100ZM105 55V54H104ZM104 55H101V56H104ZM150 55V54H149ZM225 55V54H224ZM223 55V56H224ZM232 56H234L233 55V53L231 54ZM65 56V57H66ZM69 56V55H68ZM91 56H93V55H91ZM99 56V55H98ZM146 56H148V55H146ZM178 56V55H177ZM213 56H215V55H213ZM216 56H218V54L216 55ZM222 56V57H223ZM226 56V55H225ZM225 56H224V58H225ZM85 57H86V55H85ZM84 57V58H85ZM155 57V56H154ZM220 57H221V55H220ZM221 57V58H222ZM234 57H236V56H234ZM240 57V58H241ZM63 58H64V55H63ZM68 58V57H67ZM70 58V57H69ZM72 58V57H71ZM110 58V57H109ZM123 57H121V59H122ZM150 58H151V55H150ZM150 58H148V59H150ZM211 59H210V62H209V65H210V63H212V57H210ZM223 58V59H224ZM66 58H64V60H65ZM92 59V58H91ZM103 59V58H102ZM119 59L120 58H117V60H118V62H119ZM124 59V58H123ZM153 59V58H152ZM172 59V58H171ZM226 59V58H225ZM232 59V60H233ZM64 60H63V62H64ZM69 59H67L66 61H67V63L70 61H68ZM83 60V59H82ZM99 60V59H98ZM113 60V59H112ZM116 60V61H117ZM212 60V61H211ZM218 60H219V58H218ZM228 60H230V57H229V59ZM228 60H227V63H224V64H229L228 63ZM60 61H62V60H60ZM66 61L64 62V65H65V63H66ZM149 61L150 60H147V62L148 63H146V65H149ZM152 61H154V59L152 60ZM173 61V60H172ZM171 61V64L173 65V63H175V65H176V63L177 62H172ZM216 61V60H215ZM215 61H213V62H215ZM233 61V62H234ZM57 62V61H56ZM63 62H61L59 65H58V63L59 62H57L56 64H54V65H51L49 68L50 69H52V67H53V70H54V68L56 69V70H58V69H63L61 72H63L64 71V67L65 66H63ZM71 62V61H70ZM79 62H81L80 61V57H79ZM87 62V61H86ZM89 62V61H88ZM100 62V61H99ZM101 62H103L102 60H101ZM106 62V61H105ZM109 62H110V60H109ZM125 62V61H124ZM206 62H208V61H206ZM218 62H220V61H218ZM222 62H224V60L222 61ZM226 62V61H225ZM230 62H232V61H230ZM66 63V64H67ZM114 63H115V61H114ZM113 63V64H114ZM129 63V62H128ZM3 64H1V65H3ZM104 64V63H103ZM116 64V63H115ZM136 64V63H135ZM152 64V63H151ZM178 64V63H177ZM205 64V63H204ZM217 64V63H216ZM220 64V63H219ZM219 64H217L218 65V67H219ZM223 64V63H222ZM234 64H235V62H234ZM0 65V66H1ZM78 65V64H77ZM130 65H132V64H130ZM142 66H143V64H141ZM170 65L169 67H158V65L157 64H155V66L152 68L151 66V68H152V72H150V74H148L147 75V78L145 79V81H144V85L139 89H137V91H135V89H134V87L133 86H130L131 84H133V82L132 83H130V85H129V83L127 82V84L130 86V87H132L133 88V90H134V92L135 93H133V92H130V88H129V91H128V85L126 86V82H125V86L124 87H127V90L121 85V86H118V83H117V86H116V88H115V90H117V92L116 91H114V92H116L118 95H120V99L118 100L117 98H115V100H111V99H107L106 100V97H105V100H104V102L105 101H107V103L105 102V104H106V108H105V104H104V106L102 107V109L103 108H105L106 109V112H105V115L107 116V118H108V121H110V125L112 124L113 125V130H114V127H116L115 129L116 130H121V129H123L126 125H127V123L129 122V120L131 119V117L132 116H134V111L137 109V108H139V109H143V107L145 108V105L148 103L149 105H150V102L152 101V102H155L154 100H156V99H158V101L160 100L161 102H156V105H158L159 104V108L160 109H163V108H167V104L168 105H170V107L172 108H170V110L169 109H166L167 110V112H169V111H173L172 113L173 114H171V112L170 113H165V111H164V113L163 112H160L159 110V112L154 116V117H151V118H149V121H145V122H147L148 124H147V126H145V128H144V130L143 131H141L142 133L140 134V136H138V137H136V138H134V140H132V143H131V146H132V148H136V147H138V146H141V145H143V144H147V143H149V141L150 140H152V139H157V138H160V137H162L163 135L165 136V130H166V127L169 125V122H171L174 118L173 117H175L176 118V116H177V114H179L178 112H180L181 111V109L183 110L184 109V113H185V111L187 112L188 111V119H190V117L192 116L191 115V111H192V109H193V107L194 108H198L199 106L201 107V105H202V107L204 108V110H201V112H199V113H202V116H201V118L199 119V120H201L202 119V121H204L203 120V118L205 117L206 118V121H207V119L209 118V119H212V122H214L213 124L212 123H210L209 122V124H210V126H211V124L212 125H214L215 124V121H218V119L220 120V119H222L221 118V115L218 113V114H216V112H214V110H215V108L217 107H219L218 105L215 107L214 106V110H213V108L212 109H210V106H208V104L210 103V101L212 100L211 98H218V99H220V101H224V99H226V101H227V99H228V97L230 98V94H231V90L228 88V89H226L225 88V85L227 86L228 84V86L230 87L231 85H230V80L231 79H234V77H233V75H235V79H237L236 78V74H237V72L239 73V71H237L236 72V74H233L232 72L230 73L229 72V70H227L228 72H229V74H233L232 75V78L231 79H229V77L231 76V75H229V77H228V82L229 83H227V82H225L224 84L225 85H223L222 84V82H221V84H222V86H224V87H222V86H220L218 83L221 81H219L218 83H216L217 81V79L219 78V76H218V74H219V72H221L222 73V70L220 71H216L217 69V67H216V65H215V67H214V65H212V67H214V68H212L211 66V68H212V70L214 69V71H216V73L218 72V74H217V76H218V78H216L217 76H216V74H215V72L213 73V72H211L212 70H210V67H208L209 65H207V67L209 68V70L208 69H204L203 70V68H207V67H205V66H203V68H202V70H199V72L200 73H203L204 74V78H203V76H200V77H198V78H202L203 80H198V81H201V82H197V80H195L194 82H191V80H190V78L188 79V78H185L184 80H183V84H182V87H181V91H180V89H179V91L178 90H176V91H178V92H181V94H180V100H184L183 102H186V106H184V104H183V106L181 105V103H177L179 100L178 99H175V100H173V97H174V94H171L170 95V92L172 91V89H174L173 87H172V89H168V90H170L169 92H168V90L166 89V88H170V84H171V81L173 80V79H175L173 76H172V71L173 70H171V68L173 69V67H175V65ZM237 65V64H236ZM69 65L67 64L66 65V67L68 68V70H69V67H68ZM113 66V65H112ZM172 66V67H171ZM177 67H178V65H176ZM221 66V65H220ZM226 66V67H227ZM3 67V66H2ZM84 67V66H83ZM103 67V66H102ZM105 67V66H104ZM128 67H130V66H128ZM133 67V66H132ZM146 67V66H145ZM176 67V68H177ZM222 67H224V66H222ZM226 67H224V68H226ZM227 67V68H228ZM263 67H264V63H263ZM263 67H262V69H263ZM41 68V67H40ZM48 68V69H49ZM87 68H88V66H87ZM91 68V67H90ZM100 68V67H99ZM110 68H112V67H110ZM139 68H140V66H139ZM138 68V69H139ZM142 68H144V67H142ZM179 68H181L180 66H179ZM178 68V69H179ZM224 68H222V69H224ZM249 68V67H248ZM247 68V69H248ZM248 69L247 71H248V73L249 72H251L250 70H252V69ZM259 69H260V67H258ZM41 69H43V68H41ZM117 69V68H116ZM130 69H132V68H130ZM137 68H136V72L137 73H135V71H134V74H136V76H138L139 74H140V71L138 70ZM175 69V68H174ZM216 69V70H215ZM220 69V68H219ZM246 69V68H245ZM255 69H256V67H255ZM259 69H258V71H259ZM261 69V70H262ZM35 70H37V69H35ZM66 70V69H65ZM68 70H66V71H68ZM124 70V69H123ZM133 70V69H132ZM134 70H135V68H134ZM141 70V69H140ZM175 70H177V69H175ZM240 70V72H242L241 70L242 69H239ZM66 71H64V72H66ZM70 71V70H69ZM83 71V70H82ZM116 71V70H115ZM181 71V70H180ZM180 71H179V73H180ZM243 71H244V68H243ZM252 71H254V68H253V70ZM256 71V70H255ZM254 71V72H255ZM257 71V72H258ZM98 72V71H97ZM100 72V71H99ZM112 72V71H111ZM133 72V71H132ZM132 72H129V74L131 73L132 74ZM182 72V71H181ZM253 72V73H254ZM95 73V72H94ZM183 73V72H182ZM187 73V72H186ZM189 73V72H188ZM187 73V74H188ZM227 73V72H226ZM245 73H247V72H245ZM252 73V74H253ZM259 73V72H258ZM257 73V74H258ZM260 73H262L261 71H260ZM125 74V73H124ZM134 74H133V77H135L134 76ZM185 74V73H184ZM184 74H182L181 76H183L184 77ZM223 74H225V72L223 73ZM241 73H239L238 75H240ZM251 74V73H250ZM249 74V75H250ZM255 74V73H254ZM257 74H255V75H257ZM10 75V74H9ZM8 75V76H9ZM48 75V74H47ZM61 75V74H60ZM63 75V74H62ZM84 75V74H83ZM186 75V74H185ZM189 75V74H188ZM188 75H187V77H188ZM242 75V74H241ZM243 75H245L244 73H243ZM65 76V75H64ZM80 76H82V75H80ZM90 76V75H89ZM112 76V75H111ZM177 76H179V74L177 75ZM220 76H221V74H220ZM227 76H228V74H227ZM246 76V75H245ZM248 76V75H247ZM246 76V77H247ZM45 77H47V76H45ZM92 77V76H91ZM97 77V76H96ZM113 77V76H112ZM111 77V78H112ZM215 77V78H214ZM224 77H225V75H224ZM238 77V76H237ZM242 77V76H241ZM11 78V79H12ZM42 78H44V77H42ZM109 78V77H108ZM179 78H181V77H179ZM221 78V77H220ZM219 78V79H220ZM223 78V77H222ZM238 78H240V76L238 77ZM243 78V77H242ZM242 78H240V79H242ZM249 78V77H248ZM247 78V79H248ZM10 78H9V80H10V82L12 81ZM72 79V78H71ZM78 79V78H77ZM81 79V78H80ZM182 79V78H181ZM224 79V78H223ZM245 79V78H244ZM64 80H66L67 81V83L65 82V84H63L64 86H66V87H64L63 85H62V90L60 91V95L62 94V95H64V94H66L67 92H69V90H71L70 89V86L73 84L74 85V83H70L71 85H68V78L66 77V79H64ZM63 80V81H64ZM118 80V79H117ZM134 80V79H133ZM133 80H131V81H133ZM226 80V81H227ZM239 80V79H238ZM51 81V80H50ZM77 81V80H76ZM214 81H216V82H214ZM223 82L225 81V80H222ZM234 81L235 80H233V83H234ZM243 83L242 84H244V81H243V79L241 80ZM245 81H247V80H245ZM6 82V81H5ZM21 82V81H20ZM83 82V81H82ZM113 83H114V80L112 81ZM240 82V81H239ZM7 83V82H6ZM6 83H3V84H6ZM11 83H13V81L11 82ZM135 83V82H134ZM227 83V84H226ZM232 83V82H231ZM235 83H238V81L236 80V82ZM61 84H62V82H61ZM61 84H59L60 86H61ZM121 84V83H120ZM35 85V84H34ZM134 85V84H133ZM233 85V84H232ZM245 85V84H244ZM244 85H242V86H244ZM7 86V85H6ZM12 86V85H11ZM78 86H80V84L78 85ZM172 86V85H171ZM177 86H178V84H177ZM177 86H176V89H178V88H180V87H178L177 88ZM227 86V87H228ZM240 86V85H239ZM242 86H240V89L241 88H243ZM3 87V85H1V88ZM4 87H5V85H4ZM64 87V88H63ZM82 87V86H81ZM78 88V89H82V88ZM85 87V86H84ZM247 86H245V88H246ZM264 87V86H263ZM6 88V87H5ZM5 88H3V89H5ZM16 88V87H15ZM57 88H59V87H57ZM72 88V87H71ZM183 88V89H182ZM231 89L232 88H234V86H232V87H230ZM235 88H236V86H235ZM244 88V89H245ZM2 89V91L4 92V91H6V89L5 90H3ZM10 89V88H9ZM74 89H76V88H74ZM110 89V88H109ZM239 89V95H237L238 96V98L236 97L235 98V96L233 97V93H232V95H231V97L232 98H235V99H237V101H235L236 103H238V101L239 100H242V99H240V97L239 96H241L242 94H243V92L241 91ZM233 90V89H232ZM237 90H238V86H237ZM247 90L248 89H246V90H243V91H245V92H247ZM260 90V89H259ZM7 91H8V89H7ZM57 91V90H56ZM80 91V90H79ZM99 91V90H98ZM102 91V90H101ZM112 91V90H111ZM110 91V92H111ZM132 91V90H131ZM175 91V92H176ZM233 91H235V90H233ZM232 91V92H233ZM240 91L242 92V94H240ZM59 92V91H58ZM86 92V91H85ZM89 92V91H88ZM96 92V91H95ZM173 92V91H172ZM256 92V91H255ZM263 92V91H262ZM2 93V92H1ZM18 93H20V92H18ZM82 93V92H81ZM99 93V92H98ZM107 93V92H106ZM113 93V92H112ZM3 94V93H2ZM6 94V93H5ZM88 94V93H87ZM92 94H93V92H92ZM103 94V93H102ZM110 94V93H109ZM177 94V93H176ZM236 94V93H235ZM244 94H246V93H244ZM248 94V93H247ZM258 94V93H257ZM94 95V94H93ZM100 95V94H99ZM104 95V94H103ZM107 95V94H106ZM172 95H173V97H172ZM203 95H204V97H203ZM259 95V94H258ZM21 96H23V95H21ZM82 96V95H81ZM98 96V95H97ZM116 96V95H115ZM245 96H247L248 97V95H245ZM67 97V96H66ZM110 97H111V95H110ZM258 97V96H257ZM82 98V97H81ZM85 98V97H84ZM96 98V97H95ZM94 98V99H95ZM99 98H103L102 96H100ZM176 98H178V97H176ZM232 98H231V100H232ZM242 98H243V95H242ZM244 98H246V97H244ZM261 98V97H260ZM87 99V98H86ZM98 99V98H97ZM113 99H114V97H113ZM197 99H198V101H197ZM234 99V100H235ZM30 100V99H29ZM90 100V99H89ZM102 100V99H101ZM177 100V101H176ZM215 100V99H214ZM229 100V99H228ZM230 100V101H231ZM234 100H233V103L232 104H234L235 106L236 105H238V104H235V102H234ZM245 100V99H244ZM157 101V100H156ZM176 101V102H175ZM194 101H196V102H198L197 103V106L198 107H196V103L194 104ZM225 101V102H226ZM229 101V102H230ZM99 102H101V101H99ZM103 102V101H102ZM101 102V103H102ZM151 102V103H152ZM217 102V101H216ZM228 102V101H227ZM24 103V102H23ZM27 103V102H26ZM92 103V102H91ZM95 103V102H94ZM213 103H215V101L214 102H212V103H210L211 105L213 104ZM221 103V102H220ZM28 104H29V102H28ZM147 104V105H148ZM153 104V103H152ZM155 104V103H154ZM225 104V103H224ZM230 104H231V102H230ZM232 104H231V107L230 108H232V107H234V105L232 106ZM239 104H241L240 102H239ZM11 105V104H10ZM146 105V106H147ZM149 105H148V107H149ZM214 105V104H213ZM221 105H223V102H222V104ZM221 105H220V111L219 112H223V111H221V110H224V109H226V108H224V106H222L221 107ZM241 105H243V104H241ZM227 106V105H226ZM225 106V107H226ZM228 106H229V104H228ZM152 106H150V108H151ZM157 106H155L154 108H156ZM243 107V106H242ZM27 108V107H26ZM81 108V107H80ZM101 108V107H100ZM147 108V107H146ZM153 108V109H154ZM159 108H157V109H159ZM202 108V109H203ZM239 108H241V107H239ZM14 109V108H13ZM138 109V110H139ZM142 109L141 110H139V111H141V115H144V114H148V111L146 112V113H143L142 112ZM164 109V110H165ZM201 109V108H200ZM199 109V110H200ZM228 109H229V107H228ZM233 109H235V108H233ZM233 109H230V110H233ZM242 109V108H241ZM243 109H245L244 107H243ZM15 110V109H14ZM94 110V109H93ZM98 110V109H97ZM96 110V111H97ZM145 111H146V109H144ZM151 109H149V111H150ZM156 110V109H155ZM169 110V111H168ZM197 110V109H196ZM196 110L194 109V113L196 112ZM198 110V111H199ZM209 110H212L213 112H210L209 114H208V116H206L205 115V113H207V112H209ZM217 110V109H216ZM229 110V111H230ZM235 110H237V108L235 109ZM235 110H233L234 112H235ZM251 110V109H250ZM13 111V110H12ZM12 111H10V113L12 112ZM16 111V110H15ZM14 111V112H15ZM26 111V110H25ZM102 111H105V110H102ZM144 111V112H145ZM239 111L241 112L242 110H240L239 109ZM244 111V110H243ZM247 111V110H246ZM4 112V111H3ZM101 112V111H100ZM157 112V111H156ZM182 112V111H181ZM181 112H180V114H181ZM182 112V113H183ZM191 112V113H190ZM234 112H233V114H234ZM249 112V111H248ZM5 113V112H4ZM9 113V114H10ZM13 113V112H12ZM11 113V114H12ZM25 113L27 114V111L26 112H24V115H25ZM92 113V112H91ZM135 113H137L136 111H135ZM139 113V112H138ZM174 113H176V115L174 114ZM198 112L197 113H195V115L196 114H198L199 116H200V114H199ZM224 113V112H223ZM230 113V112H229ZM239 113V112H238ZM0 114H1V111H0ZM102 114H104V113H102ZM101 114V115H102ZM150 114V113H149ZM185 114H187V113H185ZM226 114V113H225ZM232 114V113H231ZM233 114H232V118H233ZM236 114H237V112H236ZM28 115H29V117H30V119H32V117L30 116V114H29V111H28ZM28 115H26V116H28ZM88 115H89V113H88ZM94 115H96V114H94ZM139 115V114H138ZM140 115V116H141ZM184 115V114H183ZM191 115V116H190ZM195 115H194V117H195ZM203 115H205V116H203ZM227 115V114H226ZM230 115V114H229ZM228 115V116H229ZM243 115H244V113H243ZM26 116H23V118L24 117H26ZM92 116V115H91ZM100 116V115H99ZM153 116V115H152ZM180 116V115H179ZM182 116V115H181ZM186 116V115H185ZM222 116H224V114L222 115ZM235 116V115H234ZM242 116V115H241ZM29 117H27L28 119H29ZM145 117V116H144ZM146 117H148V115L146 116ZM193 116H192V120H193V118H194ZM225 117H227V116H225ZM76 118V117H75ZM136 118V117H135ZM182 118H183V116H182ZM198 118V117H197ZM231 118V117H230ZM237 118V117H236ZM28 120V121H30V122H28L29 124L32 122V120ZM99 119V118H98ZM106 119V118H105ZM140 119V118H139ZM145 120L147 119V118H144ZM226 119H228V121L229 120H231V119H229L228 117L226 118ZM23 120H25V119H23ZM185 120V119H184ZM183 120V121H184ZM194 120H195V118H194ZM198 120V119H197ZM199 120H198V122H197V124L199 123ZM234 120V119H233ZM27 121V120H26ZM25 121V122H26ZM75 121H76V119H75ZM97 121V120H96ZM181 121H182V119H181ZM180 121V122H181ZM183 121H182V123H181V125L179 124L178 126H180V128H184V125H186L185 127H187L188 126V123L187 124H185L186 123V120L184 121L185 123H183ZM191 121V120H190ZM189 121V122H190ZM205 121V122H206ZM224 121H225V119H224ZM224 121H222V122H224ZM235 121V120H234ZM188 122V121H187ZM195 124H196V121H193ZM220 122H221V120H220ZM219 122V123H220ZM226 122H227V120H226ZM232 122V121H231ZM27 123V122H26ZM27 123V124H28ZM72 123L74 124V123H76V122H73L72 121ZM79 123V122H78ZM94 123V122H93ZM192 123V122H191ZM193 123V124H194ZM202 123H204V122H202ZM218 123V122H217ZM218 123V124H219ZM102 124V123H101ZM105 124H107V121H106V123ZM109 124V123H108ZM137 124H138V122H137ZM142 124V123H141ZM144 124V123H143ZM192 124V125H193ZM195 124L193 125V126H195ZM207 124V123H206ZM205 124V125H206ZM217 124V125H218ZM227 124H229L228 122H227ZM232 124V123H231ZM230 124V125H231ZM82 125V124H81ZM112 125L111 126H109V128H111L112 129ZM140 125V124H139ZM146 125V124H145ZM217 125H215V127L217 126ZM220 125H222L221 123H220ZM224 125H226V124H224ZM100 126V125H99ZM138 126V125H137ZM142 126H144V125H142ZM189 126H190V124H189ZM197 126V125H196ZM195 126V127H196ZM204 126V125H203ZM223 126V125H222ZM227 126V125H226ZM89 127V126H88ZM191 127V126H190ZM195 127H193V129H195ZM199 127V126H198ZM201 127V126H200ZM217 127H219V126H217ZM216 127V128H217ZM224 127V126H223ZM222 127V128H223ZM229 127V126H228ZM231 127V126H230ZM230 127L227 129L226 127V129L227 130H229L230 129ZM25 128V127H24ZM85 128V127H84ZM107 128V127H106ZM105 128V129H106ZM138 128H140V127H138ZM143 128V127H142ZM192 128V127H191ZM197 128V127H196ZM204 128L205 127H203V130H204ZM207 128H209V126H208V124H207ZM207 128H205V129H207ZM220 129H222L221 128V126L219 127ZM182 129H181V131H177V134H179L180 132H182ZM185 129V128H184ZM183 129V130H184ZM187 129V131L189 130L188 128H186ZM186 129L183 131V132H185L186 131ZM200 129V128H199ZM199 129H198V131H199ZM220 129H217L216 131H218V130H220ZM21 130H24V129H22V128H20V130H15V131H13V133L14 134H17L18 135V137H20L21 135V133L23 132H21ZM71 130V129H70ZM86 129H84V131H85ZM104 130V129H103ZM119 130V131H120ZM141 130V128L139 129V131ZM201 130V129H200ZM203 130L201 131V132H203ZM246 130V129H245ZM25 131H27V129L25 130ZM78 131V130H77ZM89 131V132H88ZM88 135L87 134H85L86 135V137L87 138H89V140L87 141V142H89L90 141V143L92 144V146H94L93 148H91L92 146L90 145V146H88L87 145V147H88V150H92V152H95V150L98 148H103L102 147V145H103V143L105 142V141H107L106 143L108 144L109 143V140H107L109 137H110V135L112 136L113 135V133H114V131L113 132H111L110 130V132L112 133H110V132H108V129L107 130H104V131H98V132H96L97 130H90V129H88ZM187 131L185 132V133H183L182 132V137H183V135H186L187 134ZM222 131H225V129H222ZM115 132H118V131H115ZM192 132H194V130H192L191 132H188V134L186 135V138L184 139V142L183 141H181V136H180V141L182 142V144H180V143H177V144H175L173 147H175V146H177L178 144H180L179 145V149L178 150H176L177 149V147H176V149H175V152L171 155L170 153V155H171V157H169V159H168V161L166 160L167 159V157H168V155L169 154H167L168 153V149H166V152L164 153L165 154V156L166 157H163V151H162V149L160 150V151H157L156 153H154V154H151L149 157H148V159H147V161H148V165H147V170H148V173L150 172V171H154L155 172V175L150 179V178H148L146 175H145V179H144V187H145V192L143 193L142 192V194H141V196H139L137 199H135V201L134 202H132V203H134L135 205H136V214L138 215V214H140V216L142 217V218H145V217H147V219H150V220H153V221H155L156 220V218H157V214L159 215V213L161 212V211H163V214H165V213H167L168 212V209L166 210V208H164L163 209V207L162 206H164L165 207V205L164 204H162V206H161V208H160V206L158 205V202L159 201H161V197L162 198H165V197H167L168 198V200L170 199V197L172 198L173 197V194H175V191L177 190V189H179L180 190V188L179 187H181V179H180V174H181V171H182V169H185L186 167H187V165H186V167L184 166V165H182V161L180 162V160H178V161H176V159L175 158H177L182 152L184 153V155L185 154H187L188 152H192V153H194V155L193 156H195V154H197L198 153V155H199V152H201V156H203L202 154H207V153H211V150L212 151H214L218 146H219V144L217 145V143H216V141H215V143H213V145L211 146L210 145V147H208L207 146V148H210V149H204L205 147L203 146V145H200V144H202V141L200 142V144H197L196 142H194V141H196V140H198V141H200L201 140V138L203 137V138H205L203 141H206V130L204 131L205 132V134H204V132L202 133L203 135H201V133H200V135L199 136H197L196 135V133H192ZM220 132H221V130H220ZM240 132V131H239ZM20 133V134H19ZM82 133H83V131H82ZM109 133H110V135H109ZM167 133V132H166ZM216 133V132H215ZM222 133V132H221ZM236 133H238V132H236ZM241 133V132H240ZM240 133H238V134H235V136H233L234 137V139H233V141L231 142V144H229V147H231V150L233 151V152H236L237 151V149H236V145L237 144H239V143H241L243 140L241 139L242 137L241 136H243L242 135V133L240 134ZM244 133V132H243ZM246 133V132H245ZM248 133V132H247ZM115 134V133H114ZM138 134V133H137ZM176 134V135H177ZM217 134V133H216ZM234 134V133H233ZM255 134V133H254ZM263 134V132L261 133V138H262V136H263V139H261L260 137V139L261 140H263L264 141V135H262ZM74 135V134H73ZM84 135V134H83ZM139 135V134H138ZM180 135V134H179ZM178 135V136H179ZM245 135V134H244ZM204 136H206V137H204ZM216 136H219V135H216ZM216 136H215V140H217L218 141V139H216ZM75 137V136H74ZM79 137H80V135H79ZM83 137V136H82ZM176 138H177V136H175ZM220 137H221V139H222V136L220 135ZM232 137V138H233ZM250 137V136H249ZM252 137H253V135H252ZM251 137V138H252ZM77 138V137H76ZM184 138V137H183ZM177 139H179V137L177 138ZM214 139H213V141H214ZM220 140V139H219ZM42 141V140H41ZM86 141V140H85ZM84 141V142H85ZM185 141H187V142H191V141H193V143L191 144V146L189 147V148H187L186 147V142ZM221 141V140H220ZM220 141H218V142H220ZM252 141V140H251ZM255 141H253V143H254ZM256 142H258L257 144H259L260 142L259 141H257V139H256ZM76 143V142H75ZM86 143V142H85ZM85 143H83V144H85ZM104 144V145H107V144ZM2 144V143H1ZM89 144V143H88ZM212 144V143H211ZM263 143H262V141H261V145H262ZM246 145V144H245ZM8 146V145H7ZM84 146V145H83ZM82 146V148H86L87 149V147H83ZM253 146V145H252ZM3 147V146H2ZM105 147V146H104ZM172 147V146H171ZM243 148H244V146H242ZM246 147V146H245ZM254 147H255V145H254ZM254 147H253V149H254ZM248 148V147H247ZM246 148V149H247ZM256 148V147H255ZM78 149V148H77ZM100 149V150H101ZM171 149H173L174 150V148H171ZM170 149V150H171ZM184 149H186V150H184ZM245 148L243 149V152H242V157L243 158H246V155H253V156H258V157H264V153H259V154H257V153H254L253 152V154H250L251 153V151H248V152H250V153H248L247 152V150H246ZM84 150V149H83ZM94 150V151H93ZM164 150V149H163ZM169 150V151H170ZM173 150L171 151V152H173ZM260 150V149H259ZM97 151L98 150H96V154L95 153H92L93 154V156L95 155V157H96V155H97ZM165 151V150H164ZM186 153H185V152ZM254 151V150H253ZM180 152V153H179ZM256 152H258V151H256ZM261 152V151H260ZM263 152V151H262ZM86 153V152H85ZM91 153V152H90ZM99 153V152H98ZM130 153V152H129ZM179 153V154H178ZM89 154V151L87 152V155ZM92 154H89V157H91L90 155H92ZM167 154V155H166ZM225 154V153H224ZM189 155V154H188ZM192 156V155H191ZM197 156V155H196ZM184 157H186V156H184ZM183 157V158H184ZM190 156H188V158H189ZM199 157H200V155H199ZM198 157V158H199ZM92 158V157H91ZM165 159L167 162H163L164 160H162V159ZM87 158H86V155H85V160H86ZM92 159H94V158H92ZM111 159V158H110ZM170 159H171V161H170ZM173 159H175V162H173ZM178 159H180V158H178ZM191 159V158H190ZM88 160V159H87ZM128 160V159H127ZM192 160V159H191ZM191 160H187V161H191ZM129 161V160H128ZM160 161H162V164H159V162ZM170 161V162H169ZM183 161H185V160H183ZM110 162V161H109ZM180 163L179 165H178V163ZM104 163V162H103ZM129 163V162H128ZM256 163V162H255ZM259 164H260V162H258ZM101 164V163H100ZM188 164V163H187ZM240 164V163H239ZM102 165V164H101ZM103 165H105V166H107V170H106V172L105 173H107V174H110L111 175V177L112 178H118L119 177V175H123V176H125L126 177V166H128V164H127V161L126 162H122V163H120V164H117V165H114V166H111V165H107V164H103ZM160 167H159V166ZM183 166V167H180V166ZM190 165H191V163H190ZM260 165H262V163L260 164ZM156 166H158V168L156 167ZM245 166V165H244ZM247 167H249V168H251V163L249 164V166L248 165H246ZM259 166V165H258ZM126 167V168H125ZM132 167V166H131ZM188 167H189V165H188ZM125 168V169H124ZM249 168H247V169H249ZM188 169V168H187ZM255 169H256V166H255ZM185 171V170H184ZM183 172V171H182ZM234 174V173H233ZM18 175H20V174H18ZM26 175V174H25ZM251 175V174H250ZM122 176V177H123ZM9 177V176H8ZM12 177V176H11ZM10 177V178H11ZM26 177H27V175H26ZM111 177H110V179H111ZM121 177V176H120ZM121 177V178H122ZM245 177V176H244ZM20 178H22V176L20 177ZM155 178V179H154ZM14 179V178H13ZM25 179V178H24ZM116 179H114V180H116ZM119 180H120V178H118ZM117 179V180H118ZM143 179V178H142ZM5 180V179H4ZM7 180V179H6ZM112 180V179H111ZM114 180H112V181H114ZM123 180V179H122ZM126 180H127V178H126ZM243 180V179H242ZM16 181H18V180H16ZM109 181V180H108ZM112 181H110L111 183H112ZM161 181H163V182H161ZM8 182H9V180H8ZM18 182H20V181H18ZM25 182V181H24ZM104 182H107V181H105L104 180ZM125 182V181H124ZM130 181H128V183H129ZM212 182V181H211ZM210 182V184H208V185H210L211 187H207V186H205V187H207V189L206 188H204L205 190H208V188L210 189V188H214L215 186H214V184L213 183H211ZM217 182V181H216ZM248 182V181H247ZM22 183V182H21ZM154 183L156 184V186H158V188H160L162 191L160 192V193H155V192H152L153 191V188L155 187L154 186ZM214 183H215V181H214ZM236 183V182H235ZM252 183V182H251ZM14 184V183H13ZM105 184V183H104ZM123 184H125V183H123ZM134 184V183H133ZM247 184V183H246ZM250 184V183H249ZM253 184V183H252ZM258 184V183H257ZM257 184H256V186H257ZM5 185V184H4ZM17 185H18V183H17ZM110 184L108 183V185L107 186H109ZM130 185V184H129ZM207 185V184H206ZM240 185V184H239ZM213 186V187H212ZM253 186V185H252ZM53 187V186H52ZM228 187V186H227ZM249 187V186H248ZM251 187V186H250ZM250 187H249V189H250ZM182 188V187H181ZM258 188V187H257ZM101 189V188H100ZM212 189H210V190H212ZM226 189H228V190H232V191H235V190H233L232 188H230V187H228V188H226ZM247 190H249L248 188H246ZM259 189V188H258ZM50 190V189H49ZM54 190H55V188H54ZM199 190H202L203 191V188L202 189H199ZM198 190V191H199ZM252 190V189H251ZM13 191V190H12ZM51 192V191H50ZM201 192V191H200ZM253 192H254V189H253ZM8 193V192H7ZM6 193V194H7ZM52 193V192H51ZM177 193H179V191L177 190ZM261 193V192H260ZM264 193V192H263ZM1 194V193H0ZM50 194V193H49ZM256 194H257V192H256ZM245 195V194H244ZM6 196V195H5ZM80 196V195H79ZM78 196V197H79ZM175 196V195H174ZM264 196V195H263ZM178 197V196H177ZM176 196L175 197H173V198H176L177 200H178V198H177ZM262 197V196H261ZM260 197V198H261ZM7 198V197H6ZM182 198V197H181ZM184 198V197H183ZM246 197H244V199H245ZM247 198H248V196H247ZM251 198H252V196H251ZM259 198V197H258ZM259 198V199H260ZM243 199V200H244ZM162 200H164V199H162ZM165 200L166 201H168L166 198H165ZM165 200H164V202H165ZM172 200V199H171ZM169 201V202H172V201ZM177 200H175V201H177ZM247 200V199H246ZM258 200V199H257ZM13 201V200H12ZM142 201H147L148 203L147 204H145V205H141L142 203H140V202H142ZM174 201V202H175ZM181 202L183 201V200H180ZM216 200H214V202H215ZM255 201H256V199H255ZM120 202V201H119ZM118 202V203H119ZM168 202V204L170 205V204H172V203H169ZM173 202V203H174ZM181 202H179V203H181ZM232 204H231V203ZM257 202V201H256ZM258 202H259V200H258ZM132 203H130V205H132ZM178 203V202H177ZM229 204H227V206H225L224 205V207H227V208H229V210H230V207H231V209H232V207L233 208H235L236 207V205H234L235 204V202L233 203V201H229L228 202ZM246 203V202H245ZM126 204H129V203H126ZM167 204V203H166ZM182 204H183V202H182ZM255 204V203H254ZM116 205V204H115ZM134 205V206H135ZM151 205H155V210H157L158 209V207L160 208V210H159V212H158V210H157V214H155V213H153L154 212V209L152 208V213H150V211H151ZM160 205H161V203H160ZM180 205V204H179ZM214 205V204H213ZM220 205H223V204H220ZM251 205V204H250ZM257 206H260V208L262 207L263 208V206L262 205H260L259 203L258 204H256ZM55 206V205H54ZM125 206V205H124ZM133 206V205H132ZM132 206H130V208L132 207ZM133 206V207H134ZM156 206H158L157 207V209H156ZM230 206V207H229ZM239 206H242V205H239ZM123 207V206H122ZM129 207V206H128ZM168 207V206H167ZM185 207V206H184ZM218 207H219V205H218ZM250 207V206H249ZM116 208V207H115ZM117 208H119V207H117ZM127 208V206L125 207V209ZM254 208V207H253ZM257 208V207H256ZM260 208H259V210H260ZM261 208V209H262ZM123 209V208H122ZM121 209V210H122ZM132 209V208H131ZM171 209V208H170ZM182 209H183V207H182ZM186 209L187 210H189L188 208H187V206H186ZM214 209H217V208H214ZM238 209V208H237ZM242 208H240V211H239V214L238 213H236L237 215H235L234 213V211L232 212L235 216H237L238 218H240V220H241V222L243 221V220H245L246 219V217L244 216V215H246V214H244L243 212V209L241 210ZM246 209V208H245ZM118 210V209H117ZM120 210V211H121ZM130 210V209H129ZM165 210H166V212H165ZM184 210V209H183ZM247 210H249V209H247ZM119 211V210H118ZM117 211V212H118ZM124 211V210H123ZM131 211V210H130ZM129 211V212H130ZM221 211V210H220ZM243 211V212H242ZM262 211V210H261ZM109 212V211H108ZM108 212H107V214H108ZM114 213L113 214H115V211H113ZM125 212H127V210H125ZM165 212V213H164ZM171 213H172V211H170ZM184 212L185 211H183V214H184ZM187 212V211H186ZM189 212V211H188ZM111 214H112V211L110 212ZM121 213V212H120ZM132 213V212H131ZM228 213V212H227ZM255 213V212H254ZM262 213H264V208H263V211H262ZM261 213V214H262ZM107 214H105V215H107ZM123 214V213H122ZM168 214L169 213H167L166 215V217L168 218ZM224 214H226V213H224ZM260 214V213H259ZM258 214V215H259ZM104 215V216H105ZM116 215V214H115ZM118 215H120V214H118ZM117 215V216H118ZM124 215H126V213L124 214ZM124 215H122V216H124ZM131 216V214L130 213H128V216ZM209 215V214H208ZM264 215V214H263ZM263 215H261L262 217H264ZM110 216V215H109ZM109 216H108V218H109ZM114 216V215H113ZM127 216V215H126ZM172 216V215H171ZM171 216H169V219H170V217ZM224 216V215H223ZM226 216V215H225ZM247 216V215H246ZM252 216H254V215H252ZM106 217V216H105ZM149 217V218H148ZM152 219H151V218ZM159 217V216H158ZM160 217H162V216H160ZM173 217V216H172ZM171 217V218H172ZM205 217H206V215H205ZM212 217H213V215H212ZM248 217V216H247ZM255 217H256V215H255ZM258 217V216H257ZM104 218V217H103ZM107 218V217H106ZM119 218V217H118ZM122 217H120L119 219H121ZM128 218V217H127ZM127 218H124L123 220H125V219H127ZM164 219H166V221H168L169 222V220H167V218H165V216L163 217ZM163 218H159V220L160 219H163ZM175 218V217H174ZM207 218V217H206ZM214 218V217H213ZM226 218V217H225ZM225 218H222V220L224 219L225 220ZM77 219H79V218H77ZM82 219V218H81ZM100 220H101V218H99ZM105 219V218H104ZM218 219V218H217ZM216 218H215V220L213 221V222H216L215 224H217V221L219 222V220H217ZM220 219V218H219ZM247 219H250V218H247ZM259 219V218H258ZM258 219H257V221H258ZM262 219V218H261ZM260 219V220H261ZM108 220V219H107ZM158 219H157V221H155V222H160ZM171 220V219H170ZM177 220H179V218L177 219ZM208 220H210V223L208 224L207 223V221ZM213 220V219H212ZM256 220V219H255ZM165 221V220H164ZM163 221V223H165ZM207 221H205V223L203 224V225H201V224H197V225H192V228H191V233H193V231H195V232H197L199 229H200V231L202 230V231H209V228H210V231L212 230V231H222L224 228H222V227H227V226H229V227H231V228H233L235 231V233L236 232H238L239 231V229L240 228H242V227H240V225L238 224L237 225V223H236V225L234 224V225H221V224H218V225H215V224H211V218L210 219H207ZM252 222L254 221V218H253V220H251ZM250 221V222H251ZM256 221V222H257ZM103 222V221H102ZM107 222V221H106ZM162 222V221H161ZM160 222V223H161ZM168 222H166V223H168ZM209 222V221H208ZM105 222H103V224H104ZM160 223H158L159 224V226H161L162 228H163V223L160 225ZM170 223H171V221H170ZM177 223H179V225H177V229H178V236L182 233V226L183 225H180L181 224V221L179 222H177ZM254 223V222H253ZM258 223V222H257ZM9 224V223H8ZM102 224V226H105L106 227V225H103ZM116 224H118V223H116ZM121 224V223H120ZM155 224V223H154ZM157 224V225H158ZM172 224V223H171ZM227 224V223H226ZM7 225V224H6ZM107 225H108V223H107ZM5 228H7L5 225H3ZM113 227H114V225H112ZM118 226H120V225H118ZM124 226V225H123ZM142 226V227H141ZM145 226V225H144ZM149 226V225H148ZM152 227L154 226V225H151ZM150 226V227H151ZM156 226V225H155ZM167 226H169V225H167ZM172 226V225H171ZM111 227V226H110ZM127 227H128V225H127ZM132 226H130V229H132L131 228ZM140 227L141 228H143V225H140ZM149 227V228H150ZM160 227V228H161ZM166 227V226H165ZM173 227H175V226H173ZM90 229L89 230H92L91 229V227H89ZM108 228V227H107ZM107 228H106V230H107ZM112 228V227H111ZM123 228V227H122ZM140 228V229H141ZM147 228V226L145 227V229ZM155 228V227H154ZM167 228H169V227H167ZM4 229V228H3ZM101 229V228H100ZM109 229V228H108ZM114 229V228H113ZM112 229V230H113ZM124 229V228H123ZM125 229H126V227H125ZM134 229V228H133ZM132 229V230H133ZM144 229V228H143ZM142 229V230H143ZM175 229V228H174ZM174 229H172L173 231H175ZM176 229V230H177ZM198 229V230H197ZM88 230V229H87ZM94 230H97V237L99 238V236H98V234L100 235V233L102 232V230H103V227H102V230L100 231V233H99V229H94ZM110 230V229H109ZM131 230V231H132ZM148 230V229H147ZM28 231H29V229H28ZM27 231V232H28ZM108 231V230H107ZM111 231V230H110ZM110 231H108L107 233L108 234H106V233H103V234H106V236L107 235H110L109 234V232ZM113 231H115V229L113 230ZM112 231V232H113ZM165 231H166V229H165ZM165 231H163V232H165ZM167 231H168V229H167ZM170 231H171V229H170ZM170 232V233H173V235H174V232ZM25 232L26 231H21V232H19L20 233V235L21 236H25ZM40 232V231H39ZM91 232V231H90ZM90 232H88V233H90ZM93 232V231H92ZM112 232H110V233H112ZM133 232H137V231H134L133 230ZM147 232V231H146ZM223 232V237H224V239H227V238H229L230 236L232 237L233 235H234V233H232V231H230V230H228L227 232H225V231H222ZM115 233V232H114ZM113 233V234H114ZM145 233V232H144ZM149 233V232H148ZM153 233V232H152ZM6 234H8V233H6ZM29 234V233H28ZM94 234V233H93ZM112 234V235H113ZM158 234V233H157ZM156 234V235H157ZM176 234V233H175ZM194 234V233H193ZM88 235V234H87ZM90 235H92V234H90ZM102 235V234H101ZM111 235V236H112ZM115 235V234H114ZM113 235V236H114ZM152 235V234H151ZM163 235H165V234H163ZM169 235V238H170V235L171 236H173L172 234H168ZM177 235V234H176ZM175 235V236H176ZM93 237H94V235H92ZM105 236V237H106ZM112 236V237H113ZM154 236V235H153ZM167 236V235H166ZM177 236V237H178ZM92 237V238H93ZM103 237V236H102ZM104 237V238H105ZM155 237V236H154ZM162 237H165V236H162L161 235V238ZM10 238V236L8 237H6V235H4V233H3V231H1L0 230V245H2V244H4V243H6V241H8V239ZM97 238V239H98ZM107 238H110V237H107ZM127 238V237H126ZM157 238V237H156ZM167 238V237H166ZM165 238V239H166ZM173 238V237H172ZM95 239H96V236H95ZM100 239V238H99ZM164 238H162V240H163ZM177 239V238H176ZM112 240H113V238H112ZM117 240V239H116ZM119 240V239H118ZM130 240V239H129ZM151 240V239H150ZM161 239L159 240V241H162ZM95 241V240H94ZM97 241V240H96ZM104 241H105V239H104ZM110 241V240H109ZM123 241V240H122ZM122 241H119V243L121 242L122 243ZM144 241V240H143ZM156 241H158V239L156 240ZM164 241V240H163ZM167 241H170L169 239H167ZM174 241H176V240H174ZM263 241V240H262ZM25 242V241H24ZM24 242H22V243H24ZM103 242V238H102V241H101V243ZM112 242H114V241H112ZM166 242V240L164 241V243ZM8 243V242H7ZM97 243V242H96ZM98 243H100V240L98 241ZM110 243V242H109ZM127 243V242H126ZM142 243V242H141ZM158 243V242H157ZM162 243V242H161ZM163 243V244H164ZM171 243H174V242H171ZM176 243V242H175ZM240 243H241V241H240ZM259 243H260V241H259ZM25 244V243H24ZM111 244V243H110ZM124 244V243H123ZM140 244V243H139ZM150 244V243H149ZM159 244H160V242H159ZM159 244H157V245H159ZM166 244H168V243H166ZM165 244V245H166ZM21 245V244H20ZM64 245L65 244H59V246H58V248H59V250L60 251H57V252H60V254H58L59 256L61 255V256H63V257H65V255H67V257L69 256H71L74 252H72V254L71 255H69V254H67V252H70L71 253V251H72V249H70L71 247L69 246V245H66L65 247H64ZM101 245V244H100ZM106 246H109V245H107V244H105ZM115 245V244H114ZM121 245V244H120ZM127 245V244H126ZM153 245V244H152ZM156 245V246H157ZM113 246V245H112ZM111 246V247H112ZM1 247V246H0ZM121 247V246H120ZM126 246H124V248H125ZM154 247V246H153ZM171 247V246H170ZM23 248V247H22ZM64 248L66 249V250H64ZM122 248H123V245H122ZM140 248V247H139ZM163 248H164V246H163ZM172 248V247H171ZM1 249H3V248H1ZM51 249V248H50ZM54 249V248H53ZM74 249V248H73ZM105 249V248H104ZM140 249H142V248H140ZM158 249V248H157ZM167 249V248H166ZM30 250V249H29ZM28 250V251H29ZM49 250V249H48ZM47 250V251H48ZM58 250V249H57ZM68 250V251H67ZM71 250V251H70ZM143 250V249H142ZM31 251V250H30ZM34 251V250H33ZM46 251V252H47ZM50 251H52V250H50ZM120 251V250H119ZM118 251V252H119ZM162 251V250H161ZM166 251V250H165ZM170 251H172V250H170L169 249V251L167 250V252H169V253H167L168 254V257H167V255L165 254L166 252H164V254L166 255L165 257H167V258H169L170 256H171V253L172 252H170ZM262 251H264V248L262 249ZM45 252V253H46ZM53 252H54V250H53ZM114 252V251H113ZM124 252V251H123ZM149 252V251H148ZM109 253H111V252H109ZM120 253V252H119ZM156 253V252H155ZM153 254V253H151V254H153V255H156V254ZM52 254V253H51ZM108 254V253H107ZM106 254V255H107ZM121 254V253H120ZM151 254H149L150 256H152ZM159 254V253H158ZM157 254V255H158ZM243 254V253H242ZM76 256V254H73V256ZM106 255H104V257L106 256ZM109 255V260H103L104 261V263L103 264H105V261L107 262V261H111L110 259H112V262H113V260H114V264H121V260L122 259H125V258H123V257H115V256H113V258L111 257L112 256V254L110 255V254H108ZM108 255L106 256L107 257V259H108ZM147 255H148V253H147ZM146 255V256H147ZM156 255V256H157ZM160 255V254H159ZM158 255V256H159ZM24 256V255H23ZM43 256H44V254H43ZM58 256V258L60 259V257ZM75 256H74V258H75ZM142 256V255H141ZM145 256V255H144ZM150 256H149V258H148V260L149 259H154V260H156V256H152V258H150ZM161 256V255H160ZM72 257V256H71ZM78 257V256H77ZM165 257H162L163 258V260H161V261H164V258ZM62 258V257H61ZM74 258H72V259H74ZM138 258H140V256L138 257ZM137 258V262H139V261H141V260H139ZM141 258H144V257H141ZM158 258V257H157ZM167 258H165V261H167L168 259ZM184 258V257H183ZM233 258V257H232ZM32 259V258H31ZM67 259V261H68V258H66ZM65 259V260H66ZM101 259H103V257L101 258ZM104 259H106V258H104ZM146 259V257L144 258V260ZM161 259V258H160ZM167 259V260H166ZM240 259V258H239ZM60 260H62V259H60ZM60 260H58L59 261V263H60ZM63 260H64V258H63ZM71 260V259H70ZM99 260V259H98ZM135 261H136V258L134 259ZM187 260V259H186ZM67 261H65V263H68ZM72 261V260H71ZM102 260H101V262H103ZM152 261V260H151ZM160 260H159V258L156 260V262H159ZM160 261V264L162 263ZM165 261H164V263H165ZM62 262V261H61ZM80 262V261H79ZM79 262H76L77 264L79 263ZM129 262V261H128ZM142 262V261H141ZM140 262V263H141ZM145 263H147V261H144ZM155 262V261H154ZM227 262V261H226ZM10 263V262H9ZM53 263H58V262H53ZM58 263V264H59ZM63 263V262H62ZM75 263V264H76ZM108 263V262H107ZM151 262H149V264H150ZM30 264V263H29ZM35 264V263H34ZM69 264V263H68ZM100 264V263H99ZM102 264V263H101ZM113 264V263H112ZM123 264V263H122ZM127 264V263H126ZM133 264H134V262H133ZM136 264H139V263H136ZM158 264V263H157ZM184 264V263H183Z\"/></svg>",
  "mask_w": 264,
  "mask_h": 264
}]
</instances>
